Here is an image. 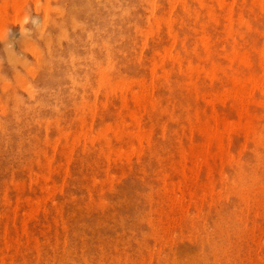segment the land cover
<instances>
[{
  "label": "rangeland",
  "instance_id": "374dc122",
  "mask_svg": "<svg viewBox=\"0 0 264 264\" xmlns=\"http://www.w3.org/2000/svg\"><path fill=\"white\" fill-rule=\"evenodd\" d=\"M243 1L242 0H233V1L232 0H220V1L219 0H179V1L178 0H110V1L109 0H90V1L89 0H0V197H1L0 198V201H1L0 202V221L2 223V224L0 223V228H1L0 229V264H48V263L57 264L58 262H61L62 264H66V263L67 264H78V263L79 264H89V263L90 264H117V262L118 264H129L130 262H133V264H144V263L150 264L151 262H152L151 264H174V263L175 264H210V263L211 264H227V263L228 264H231V263L233 264H242V263L243 264H254V263L264 264V261H263L264 260V233H263L264 232V219H263L264 218L263 217L264 215V207H263L264 201L263 200L264 199L262 198L264 196V188H263L264 187V170H262L264 169V165H263L264 164V139L262 140V138H264V129H263L264 128L263 126L264 117H261L264 115V107H263L264 104L260 105L261 101L262 103H264L263 101L264 100V87H263L264 86V77H263L264 76L263 74L264 73V70H263L264 69V63H263V60H264V17H263L264 16V13H263L264 12V0H260V1L254 0L258 2L259 5H257L258 3L253 2V0H243ZM260 2H262V4ZM251 4L252 6H250ZM206 6L208 7L205 8ZM249 6L251 8H249ZM209 7H211V9L213 8L212 11ZM74 8L75 9L77 8V9L75 10ZM124 8H126V10L128 9L127 10L128 14L126 13V10ZM70 10L71 11L74 10L72 14L68 13V12L71 13ZM186 10L188 11L189 14L187 13ZM58 11L59 12L61 11V13H57ZM227 12L229 15L227 14ZM211 13L215 17H213ZM240 13L242 14V17L244 19L242 17L239 18ZM248 16H250V18ZM71 18L74 19V21ZM195 18L197 20H195ZM214 18L216 21L214 20ZM254 18L256 19L254 20ZM167 19L169 20V22L170 21L171 22L169 23ZM173 19L175 20L174 22H172ZM232 21L233 23H231ZM203 22L204 23L206 22L207 24H204ZM239 22L241 23L239 24ZM184 23H186L185 26H184ZM61 24H63V27H61ZM76 24L79 25V27L83 29L81 30V28H79ZM168 25L172 27H169ZM190 25L192 27H190ZM248 26H250V28ZM62 28L64 31L62 30ZM231 28L233 32L231 31ZM31 31L32 33H30ZM48 31L51 33H49ZM227 31L229 35L227 34ZM234 31H236L237 33L235 34ZM172 33L174 36L177 33L175 39L174 37H172L173 36ZM46 35L48 36V38L46 37ZM241 36L244 37L245 39L242 38ZM45 37L48 40H50L51 44L48 40H46ZM205 38L208 40H206ZM233 40L236 42H234ZM203 41L207 43L208 45L205 44ZM48 42L49 44H47ZM153 42H154V45H153ZM202 45H205V46L203 47ZM206 45L208 46V48ZM253 45L255 47H253ZM106 46H107V49H106ZM236 48L238 51L236 50ZM154 52H156V54ZM53 53L56 55H54ZM158 53H160V55ZM71 54L72 55L74 54V55L72 56ZM232 55L236 57L237 61L234 60L235 57L234 56L232 57ZM244 55L247 56V57L246 56L244 57L245 59L239 58L240 61L239 59H237V57L239 56L243 57ZM110 56H111V59L109 58ZM228 58H230L231 60L233 59L232 63L230 62L231 60ZM84 59L87 62H85ZM202 59L204 60L202 61ZM106 60L109 63L106 62ZM162 60L163 61L167 60V61L166 62L164 61L162 63ZM179 60H181L182 62ZM246 61L248 62L246 63ZM152 62H154V64ZM156 62H157V65L155 64ZM179 62L181 63L179 64ZM151 64H153L155 67H153ZM178 64L180 65V67ZM49 65L51 66V68H49ZM212 65H214L215 68ZM97 66L99 69L97 68ZM197 66L199 67L198 70H197ZM46 67H47V70H46ZM222 67L224 68V70L221 69ZM162 68L163 69L165 68V69L163 70ZM104 69H107L105 70L107 72L105 74H107L106 77L108 76L109 78L107 77L108 79L103 80V78L105 77V74H103L105 72V71L103 72ZM189 69L191 70L189 71ZM100 70H101V73L99 72ZM154 70L158 74L155 73ZM228 75L230 76V78ZM256 75L260 78L256 79L258 78L256 77ZM253 76H255L254 81H253ZM232 77L233 78L235 77V80H236V81L234 80L235 82L233 81ZM142 78L145 81L143 82V84H142V80H143ZM261 78L263 79L262 81H261ZM248 79L250 80L252 79L251 82H249L250 80L248 81ZM157 80L158 82H156ZM237 80L240 82L237 83ZM71 81L74 82L76 85H74V83H72ZM136 81H138V83ZM102 82H104V85ZM109 82H112V83H109ZM188 82L190 83V85ZM255 82L256 83L258 82L257 83L258 85ZM131 83L134 85L132 86ZM252 83L253 84L255 83V84L253 85ZM83 84H86V86H84ZM160 84H161V87H159ZM242 84L243 86L245 85V90L247 91V93L245 92V90L242 89L243 87ZM79 85L81 86L77 87ZM237 85H240L241 87ZM255 85L259 87L257 88ZM113 86L114 87L116 86V87L114 88ZM192 86H193V89H192ZM187 87L189 88V90L187 89ZM252 87L254 88L256 87V88L252 89ZM128 88H131L130 91ZM93 89L94 90L96 89L95 91L98 94L97 93L95 94V91H93ZM249 89H251L250 90L251 92L249 91ZM261 89L263 93L261 92ZM169 90L172 93L169 92ZM224 90H227L229 93L227 91L224 92ZM111 91H114V92H111ZM115 91H116V94H115ZM141 91L143 94L141 93ZM133 92L135 93L137 92L136 94L138 95L136 96H138L139 98L142 97V100L141 98L140 99H138L137 97L135 98V95H134L135 93L133 94ZM30 93L32 94L31 96H30ZM236 93H237V96L239 95L238 97L235 96ZM140 94L142 96H140ZM146 95L149 97L148 98L145 97ZM241 95L243 97L242 103L239 101V98ZM229 96L231 97L230 98L231 100L229 99ZM218 98H220L221 100ZM125 99H127L128 102ZM151 99L153 100V103ZM249 100H251V102H249ZM96 101L98 103H96ZM219 101H223V102H221L220 104ZM254 101H255V104H254ZM39 102H41V104ZM142 102L145 104L142 105L143 104ZM154 102L156 103V105ZM37 103L38 105L36 106ZM45 103L47 104V106L45 105ZM139 103L140 104L142 103V104L140 105ZM55 104H56V107H55ZM145 105L146 106L148 105V106L146 107ZM154 105L156 109L153 108ZM66 107L68 108V110L66 109ZM187 107L188 109H186ZM32 108H35V109L33 110ZM239 109L241 110V112H243V114H247L246 117L249 118L247 120H250L248 122H252L251 125L252 127L255 128V129L253 128V130L254 131L256 130V135L257 136L259 135V137L255 138L256 137L255 132H253V134H247V132L244 131V129L240 127L239 128L236 127V129L233 128L232 130H229V132H226L225 130L223 132V137H222L223 139L221 142L222 143L221 146L222 147L224 146L222 148L223 150L218 151L216 147L212 144L210 145L211 147L209 146L208 148V154L210 153L211 155H213L215 153V156L213 155L211 157L210 154L209 155L204 154L205 152L204 151L202 152V150H205V146H207V144L209 143L208 142L209 139H208V136H206L207 134L204 133L203 128H205L208 125L209 127L210 125L212 127L217 122L218 128L222 130L221 122L223 123L226 120H228L226 122H229V123L231 121L232 123L235 122V123L244 124L246 120H244V117L241 116L243 114H241ZM161 111L163 112V114ZM248 111H249V114H248ZM196 112L198 115L195 114ZM169 113L171 114V116ZM216 113L218 116L216 115ZM224 113L226 114V116L225 115L223 116ZM204 114L207 116L205 117ZM255 114L257 116H255ZM135 115L138 116V118ZM208 115H209V118H208ZM240 117H242L241 118L242 120L240 119ZM176 118H178V120H174ZM252 118H254V120ZM158 119H159V122L157 121ZM204 119L205 121L207 120L206 121L207 125L204 124L205 123ZM114 121H117V122H114ZM109 123H111V125ZM115 123H117V125ZM107 124L110 125V127L108 125L109 128L108 127L105 128ZM151 124H152L151 128L154 126L153 127L154 130L153 128L152 129L150 128ZM82 125L83 127H81ZM128 125L130 128L128 127ZM198 125H200L201 129ZM202 125L204 126L202 127ZM91 126H92V131L90 130ZM116 126H119V127L116 128L115 130ZM100 127L102 128V130L104 129L103 130L104 132L106 130L107 131L105 133L99 132L101 131ZM189 127L192 129H190ZM109 129L110 131H108ZM121 129L123 130V132ZM182 129L184 130L182 131ZM241 129L243 131H241ZM20 130H23V131L21 132ZM136 130L139 132H137ZM162 130L165 132H163ZM81 131L83 132V135ZM149 131L151 133V136H150V133L146 134ZM234 131H236L235 134H234ZM78 132H80V134ZM141 132L142 134H140ZM261 132L263 133V136L261 135ZM138 133L139 135H137ZM184 133L185 134L187 133V134L185 135ZM140 135L141 136L143 135L141 137L142 139L139 137ZM119 136L120 137L123 136V137L120 138ZM66 137H68L69 139ZM227 137H229L230 139H228ZM119 139H122V140H119ZM137 139L141 140L140 143H139V140ZM107 140H110V141H107ZM152 140L154 142H152ZM256 140H258V142ZM90 141L91 142L93 141L92 142L93 144ZM260 142H262V144ZM138 144H139L140 150L138 149ZM91 145H93L94 147ZM194 145L196 146V148L194 147ZM197 145L199 146V149ZM127 146L130 147V150ZM132 146L133 147L135 146V147L132 148ZM176 146L178 147V149ZM149 149L152 150L151 151L152 153H150ZM240 149L243 152H241ZM111 150L113 151L112 153H110ZM255 150L257 151L255 152ZM114 151L117 153H115ZM124 151H125V154H123ZM120 152L122 155L120 154ZM132 152L134 153V156ZM182 152L183 154H181ZM191 152L195 154L194 157H196L197 155L198 156L196 158L192 157L193 155ZM64 155L67 157V159ZM160 155L161 157L159 158ZM171 155H173V158ZM258 155L259 157H262L261 155H263V157L259 159ZM108 156L109 158H107ZM136 156H137V159H136ZM139 156H140V159H139ZM184 156L186 159L184 158ZM202 156H204V158ZM52 157L54 158V160H52ZM129 157H132V158H129ZM163 157H165L166 160ZM232 157H234L233 160H232ZM106 158L108 159L110 165ZM161 158L164 160H162ZM206 159L209 165L207 162L205 164ZM38 160L41 162L39 163ZM139 160H140V163L139 162L137 163V161ZM126 161H127V164H126ZM240 161L245 164H241ZM191 162L192 164L193 163L194 164L192 165ZM36 163H38L39 165ZM51 163L52 165H50ZM66 163H69V165ZM171 163H172V166H171ZM185 163L187 164L188 167L186 166ZM259 163L260 165L258 166ZM41 164L42 166H40ZM59 164L63 168H61ZM253 164H256V166L255 165L253 166ZM238 165H241V166L239 167ZM209 166H210V169H209ZM174 167H178L180 170L178 168L174 169ZM196 168L197 170H195ZM50 169L51 171L49 172ZM181 170L182 172L179 173V171ZM196 171H197V174H196ZM249 172L251 173L249 174ZM69 173H71V175ZM124 174L127 177L124 176ZM255 174L258 176V178H256ZM121 175L122 177H120ZM226 175L228 176L226 177ZM252 176L253 177L255 176V177L253 178ZM48 177L51 180H48ZM240 177L241 179H243L242 182L240 181L241 180ZM251 177L253 181H250L252 180ZM190 178H192V180ZM233 178L234 179L236 178L235 182L233 181ZM260 178L262 181H260ZM255 179L259 181V184ZM184 180H186V182H184ZM208 181L211 183H209ZM111 182H113V184ZM173 182L175 185L173 184ZM249 182L252 183V185ZM262 182L263 184H261ZM101 183H103L102 186H101ZM185 183L186 185H184ZM191 183H193L192 184L193 186L191 185L189 186V184ZM256 183L258 186L256 185ZM211 184L214 188L211 187ZM225 184H226V187H225ZM234 184H235V187H234ZM241 184L242 186H240ZM62 185H66V186L62 187ZM180 185L182 187H180L179 189ZM248 185H250V188L248 187ZM221 186L223 190L219 191L220 189H222ZM231 186H233L234 188H232ZM30 187L32 191L30 190ZM41 187L42 189H40ZM239 187L241 188V190H239L240 189ZM88 188H90L89 189L90 193L87 192ZM110 188L114 189L115 191L111 190ZM243 188L245 190L249 188V190L244 191ZM255 188L257 189L254 190ZM233 189H235V191ZM163 190L165 191V193ZM238 190H239V193H238ZM225 191H226V194H225ZM227 191L228 192L230 191L228 195H227ZM241 191H244V192L241 193ZM47 192H49L50 194ZM245 192H247L248 194ZM53 193H56V194L53 195ZM117 193L118 194L120 193V194L118 195ZM182 193H185V195L183 196ZM204 193L206 195H204ZM239 195L241 197H239ZM152 196H154L153 197L154 199L152 198ZM176 196H177L176 198L177 200L175 199ZM248 196L250 199L248 198ZM28 197H30V199ZM252 197H254V200H252ZM101 199H103L104 201H102ZM243 199L245 200V202ZM17 201L18 202L21 201V202L18 203ZM211 201H213L212 204L210 203ZM6 202L8 205L6 204ZM33 202L34 204H32ZM94 202H96V204ZM249 202H250V205H249ZM169 203L173 207H171ZM98 204H100V207H98ZM208 204L210 206H208ZM246 204H247V207H246ZM255 206H258V208H256ZM243 208H244V211H243ZM151 209L152 211H154L153 214H152ZM183 209L186 211H184ZM30 210H33V213L36 211L35 212L36 215L33 214ZM198 210L199 211L201 210V212H199ZM87 211H89V214ZM75 212L77 213L75 214ZM26 213L28 215L27 217H26ZM161 214L163 215L161 216ZM183 214H185L186 217ZM29 215L30 216L32 215V216L30 217ZM58 216L59 217L61 216L60 219ZM61 218L63 219L61 220ZM241 219H242V222H241ZM124 220H125V223H124ZM152 222L153 224L156 223L154 224L156 225L155 227L152 224ZM21 223L23 224V228H22ZM24 223L26 226L25 228H24ZM56 224L58 227L56 226ZM104 224H106L107 226ZM192 224L194 226H192ZM254 224H256V226ZM149 225L153 227L151 228V226ZM227 226L228 227L230 226V231H229V228H227ZM56 228L58 230H56ZM197 228H198V231H197ZM93 229H95V231ZM22 230H25V231H22ZM48 230L49 232H47ZM193 232L194 234H192ZM191 234L194 237L191 236ZM55 235L57 236L55 237ZM205 235L208 237H206ZM145 236L148 238H146ZM229 236L231 237L230 239H229ZM86 237H89V238L87 239ZM144 237L146 238V240ZM9 238L11 239V241ZM190 239L192 240L190 241ZM15 241L16 242L18 241V244H16ZM158 242L160 243V245ZM257 242L259 243V245L257 244ZM122 243L123 244L125 243V244L123 245ZM128 243L131 245H129ZM224 245L227 246L228 248L224 247ZM28 247L30 250L28 249ZM145 247L147 250H145ZM81 248H83L85 251ZM116 248L117 249L120 248V249L117 250ZM7 249H8V252H7ZM46 251L49 253H47ZM110 251L112 253H110ZM237 251L240 253H238ZM153 252H156V253L154 254ZM215 252H217L218 254ZM227 252H230V253H227ZM125 253L126 255H124ZM101 255L103 257H101ZM2 256L3 258H1ZM62 256L64 260L63 258H61ZM78 256L80 259L78 258ZM112 256L114 257L112 258ZM154 257H158V260L157 258H154ZM82 258H85V259H82ZM100 258L101 259L104 258V260H101ZM118 258L120 259V261ZM255 258H257V260ZM52 259L53 260L56 259L55 262ZM86 259L87 261L85 262ZM111 259L113 261H110ZM38 261L39 263H37ZM216 261L217 262L219 261V262L217 263Z\"/></svg>",
  "mask_w": 264,
  "mask_h": 264
},
{
  "label": "bare ground",
  "instance_id": "6f19581e",
  "mask_svg": "<svg viewBox=\"0 0 264 264\" xmlns=\"http://www.w3.org/2000/svg\"><path fill=\"white\" fill-rule=\"evenodd\" d=\"M89 1H90V0H89ZM109 1H110V0H109ZM178 1H179V0H178ZM219 1H220V0H219ZM232 1H233V0H232ZM242 1H243V0H242ZM259 1H260V0H259ZM96 2H97V1H96ZM104 2H105V1H104ZM221 2H222V1H221ZM223 2H224V1H223ZM235 2H236V1H235ZM243 2H245V1H243ZM253 2H256V1L253 0ZM92 3H93V2H92ZM97 3H98V2H97ZM101 3H102V2H101ZM174 3H175V2H174ZM177 3H178V2H177ZM194 3H195V2H194ZM200 3H201V2H200ZM209 3H210V2H209ZM241 3H242V2H241ZM256 3H258V2H256ZM260 3L262 4V2H260ZM86 4H88V3H86ZM104 4H105V3H104ZM112 4H113V3H112ZM140 4H141V3H140ZM182 4H183V3H182ZM202 4H203V3H202ZM221 4H222V3H221ZM224 4H225V3H224ZM229 4H230V3H229ZM245 4H246V3H245ZM109 5H110V3H109ZM127 5H128V4H127ZM185 5H186V4H185ZM207 5H208V4H207ZM209 5H210V4H209ZM218 5H219V3H218ZM253 5H254V4H253ZM255 5H256V4H255ZM257 5H259V3H258ZM61 6H62V5H61ZM75 6H76V5H75ZM77 6H78V5H77ZM81 6H82V4H81ZM136 6H137V5H136ZM203 6H204V5H203ZM227 6H228V5H227ZM233 6H234V4H233ZM250 6H252V4H251ZM250 6H249V8H251ZM261 6H262V5H261ZM110 7H111V6H110ZM121 7H122V6H121ZM121 7H119V8H121ZM207 7H208V6H206L205 8H207ZM60 8H61V7H60ZM60 8H59V10H60ZM71 8H72V6H71ZM78 8H79V7H78ZM86 8H87V7H86ZM88 8H89V7H88ZM90 8H91V7H90ZM133 8H134V7H133ZM135 8H136V7H135ZM209 8L211 9V7H209ZM249 8H248V9H249ZM257 8H258V7H257ZM74 9H75V8H74ZM76 9H77V8H76ZM76 9H75V10H76ZM80 9H81V8H80ZM84 9H85V8H84ZM105 9H106V8H105ZM124 9L126 10V8H124ZM203 9H204V8H203ZM212 9H213V8H212ZM212 9H211V11H212ZM241 9H242V8H241ZM241 9H240V10H241ZM253 9H254V8H253ZM118 10H119V9H118ZM127 10H128V9H127ZM127 10H126V13L128 12ZM250 10H251V9H250ZM250 10H249V11H250ZM70 11H71V10H70ZM73 11H74V10H73ZM73 11H71V13H70V12H68V13H69V14H72ZM107 11H108V10H107ZM115 11H116V10H115ZM186 11H187V10H186ZM206 11H207V10H206ZM221 11H222V10H221ZM221 11H220V12H221ZM243 11H244V10H243ZM243 11H242V12H243ZM251 11H252V10H251ZM253 11H254V10H253ZM91 12H92V11H91ZM189 12H190V11H189ZM57 13H61V11H60V12L58 11ZM109 13H110V12H109ZM187 13H188V11H187ZM195 13H196V12H195ZM197 13H198V12H197ZM208 13H209V12H208ZM212 13H213V12H212ZM212 13H211V14H212ZM263 13H264V12H263ZM127 14H128V13H127ZM175 14H176V13H175ZM188 14H189V13H188ZM190 14H191V13H190ZM227 14H228V12H227ZM227 14H226V15H227ZM87 15H89V14H87ZM101 15H102V14H101ZM130 15H131V14H130ZM200 15H201V14H200ZM205 15H206V13H205ZM212 15H213V14H212ZM217 15H218V14H217ZM228 15H229V14H228ZM243 15H244V14H243ZM254 15H255V13H254ZM62 16H64V15H62ZM72 16H73V15H72ZM121 16H122V15H121ZM121 16H120V17H121ZM185 16H186V15H185ZM189 16H190V15H189ZM191 16H192V15H191ZM195 16H196V15H195ZM219 16H220V15H219ZM223 16H225V15H223ZM257 16H258V15H257ZM58 17H59V15H58ZM58 17H57V18H58ZM126 17H127V16H126ZM128 17H129V16H128ZM174 17H175V16H174ZM179 17H180V16H179ZM207 17H208V16H207ZM213 17H215V16L213 15ZM213 17H211V18H213ZM240 17H242V14H241V13H240L239 18H240ZM248 17L250 18V16H248ZM255 17H256V16H255ZM263 17H264V16H263ZM121 18H122V17H121ZM193 18H194V17H193ZM211 18H210V19H211ZM227 18H228V16H227ZM242 18H243V17H242ZM242 18H241V19H242ZM61 19H62V18H61ZM71 19H72V18H71ZM122 19H123V18H122ZM176 19H177V18H176ZM222 19H223V18H222ZM243 19H244V18H243ZM251 19H252V18H251ZM255 19H256V18H254V20H255ZM45 20H46V19H45ZM72 20L74 21V19H72ZM75 20H76V19H75ZM195 20H197V19L195 18ZM214 20H215V18H214ZM220 20H221V19H220ZM236 20H237V19H236ZM56 21H57V20H56ZM64 21H65V20H64ZM165 21H166V19H165ZM167 21L169 22L168 19H167ZM174 21H175V20L173 19L172 22H174ZM183 21H184V20H183ZM198 21H199V20H198ZM198 21H197V22H198ZM215 21H216V20H215ZM234 21H235V20H234ZM241 21H242V20H241ZM244 21H245V20H244ZM62 22H63V20H62ZM170 22H171V21H170ZM170 22H169V23H170ZM197 22H196V23H197ZM235 22H236V21H235ZM112 23H113V22H112ZM203 23H204V22H203ZM224 23H225V22H224ZM231 23H233V21H232ZM240 23H241V22H239V24H240ZM43 24H44V23H43ZM74 24H75V23H74ZM135 24H136V22H135ZM161 24H162V23H161ZM173 24H174V23H173ZM185 24H186V23H184V26H185ZM193 24H194V23H193ZM200 24H201V23H200ZM204 24H207V23L205 22ZM244 24H245V23H244ZM244 24H243V25H244ZM247 24H248V22H247ZM56 25H57V24H56ZM76 25H77V24H76ZM111 25H112V24H111ZM132 25H133V24H132ZM132 25H131V26H132ZM165 25H166V24H165ZM170 25H171V24H170ZM170 25H168V26H169V27H172V26H170ZM202 25H203V24H202ZM236 25H237V24H236ZM250 25H251V24H250ZM43 26H44V25H43ZM48 26H49V25H48ZM77 26L79 27V25H77ZM134 26H135V25H134ZM186 26H187V25H186ZM209 26H211V25H209ZM227 26H228V25H227ZM41 27H42V26H41ZM61 27H63V24H61ZM75 27H76V26H75ZM98 27H99V26H98ZM129 27H130V25H129ZM166 27H167V26H166ZM169 27H168V29H169ZM190 27H192V26L190 25ZM194 27H195V26H194ZM201 27H202V26H201ZM201 27H200V28H201ZM213 27H214V26H213ZM223 27H224V26H223ZM248 27L250 28V26H248ZM48 28H50V27H48ZM65 28H66V27H65ZM65 28H64V29H65ZM79 28H81V27H79ZM79 28H78V29H79ZM118 28H119V27H118ZM160 28H161V27H160ZM183 28H184V27H183ZM204 28H206V27H204ZM217 28H219V27H217ZM39 29H40V28H39ZM44 29H45V28H44ZM46 29H47V28H46ZM82 29H83V28H81V30H82ZM106 29H107V28H106ZM113 29H114V28H113ZM135 29H136V28H135ZM179 29H180V28H179ZM189 29H190V28H189ZM191 29H192V28H191ZM233 29H234V28H233ZM239 29H240V28H239ZM241 29H242V28H241ZM256 29H258V28H256ZM49 30H50V29H49ZM62 30H63V28H62ZM62 30H61V31H62ZM173 30H174V29H173ZM196 30H197V29H196ZM201 30H202V29H201ZM212 30H213V29H212ZM237 30H238V29H237ZM237 30H236V31H237ZM37 31H38V29H37ZM63 31H64V30H63ZM63 31H62V32H63ZM157 31H158V29H157ZM205 31H206V30H205ZM214 31H215V30H214ZM217 31H218V30H217ZM217 31H216V32H217ZM222 31H223V30H222ZM225 31H226V30H225ZM231 31H232V28H231ZM236 31H234L235 34L237 33ZM247 31H248V30H247ZM48 32H49V31H48ZM95 32H97V31H95ZM160 32H161V31H160ZM176 32H177V31H176ZM201 32H202V31H201ZM232 32H233V31H232ZM251 32H252V31H251ZM30 33H32V31H31ZM43 33H44V32H43ZM49 33H51V32H49ZM65 33H66V32H65ZM82 33H83V32H82ZM102 33H103V31H102ZM104 33H105V32H104ZM196 33H197V32H196ZM240 33H241V32H240ZM259 33H260V32H259ZM61 34H62V33H61ZM75 34H76V33H75ZM83 34H84V33H83ZM176 34H177V33H176ZM176 34H175V36H174L173 33H172V35H173L172 37H174V39H175V37H176ZM227 34H228V31H227ZM243 34H244V33H243ZM245 34H246V33H245ZM47 35H48V34H47ZM47 35H46V37L48 38ZM65 35H66V34H65ZM88 35H89V34H88ZM206 35H207V34H206ZM228 35H229V34H228ZM240 35H241V34H240ZM261 35H262V34H261ZM35 36H36V35H35ZM68 36H69V35H68ZM27 37H28V36H27ZM40 37H41V35H40ZM46 37H45V38H46ZM49 37H50V36H49ZM58 37H59V36H58ZM60 37H61V36H60ZM208 37H209V36H208ZM222 37H223V36H222ZM241 37H242V36H241ZM245 37H246V35H245ZM28 38H29V37H28ZM32 38H33V37H32ZM37 38H38V37H37ZM47 38H46V40H48ZM61 38H62V37H61ZM64 38H65V37H64ZM64 38H63V39H64ZM76 38H77V36H76ZM92 38H93V37H92ZM122 38H124V37H122ZM122 38H121V39H122ZM189 38H190V37H189ZM242 38H244V37H242ZM49 39H50V38H49ZM58 39H59V38H58ZM65 39H66V38H65ZM135 39H136V38H135ZM187 39H188V38H187ZM195 39H196V38H195ZM205 39H206V38H205ZM223 39H224V38H223ZM229 39H230V38H229ZM244 39H245V38H244ZM38 40H39V39H38ZM40 40H41V39H40ZM66 40H67V39H66ZM80 40H81V38H80ZM206 40H208V39H206ZM240 40H241V39H240ZM254 40H255V39H254ZM48 41L50 42V40H48ZM128 41H130V40H128ZM196 41H197V40H196ZM204 41H205V40H204ZM204 41H203V42H204ZM224 41H225V40H224ZM233 41H234V40H233ZM49 42H48L47 44H49ZM53 42H54V40H53ZM56 42H57V41H56ZM85 42H86V41H85ZM115 42H116V41H115ZM216 42H217V41H216ZM225 42H226V41H225ZM234 42H236V41H234ZM256 42H257V41H256ZM68 43H69V42H68ZM102 43H103V42H102ZM174 43H175V42H174ZM174 43H173V44H174ZM177 43H178V42H177ZM204 43H205V42H204ZM222 43H223V42H222ZM227 43H228V42H227ZM237 43H238V42H237ZM50 44H51V42H50ZM95 44H96V43H95ZM106 44H107V43H106ZM115 44H116V43H115ZM194 44H195V43H194ZM205 44H207V43H205ZM235 44H236V43H235ZM57 45H58V44H57ZM86 45H87V44H86ZM103 45H104V44H103ZM153 45H154V42H153ZM191 45H192V44H191ZM207 45H208V44H207ZM207 45H206V46H207ZM231 45H232V44H231ZM236 45H237V44H236ZM182 46H183V45H182ZM198 46H199V45H198ZM202 46L204 47L205 45H202ZM232 46H233V45H232ZM262 46H263V45H262ZM47 47H48V46H47ZM90 47H91V46H90ZM104 47H105V46H104ZM104 47H103V48H104ZM183 47H184V46H183ZM195 47H196V46H195ZM253 47H255V46L253 45ZM94 48H95V47H94ZM99 48H100V47H99ZM99 48H98V49H99ZM110 48H111V47H110ZM197 48H198V47H197ZM207 48H208V46H207ZM211 48H212V47H211ZM223 48H224V47H223ZM232 48H233V47H232ZM60 49H61V48H60ZM63 49H64V48H63ZM85 49H86V48H85ZM92 49H93V48H92ZM106 49H107V46H106ZM106 49H105V50H106ZM205 49H206V48H205ZM254 49H255V48H254ZM258 49H259V48H258ZM54 50H55V49H54ZM56 50H57V49H56ZM201 50H202V49H201ZM222 50H223V49H222ZM233 50H234V49H233ZM236 50H237V48H236ZM86 51H87V50H86ZM100 51H101V50H100ZM203 51H204V50H203ZM237 51H238V50H237ZM255 51H256V50H255ZM132 52H133V51H132ZM158 52H159V51H158ZM163 52H164V51H163ZM212 52H213V51H212ZM214 52H215V51H214ZM235 52H236V51H235ZM257 52H258V51H257ZM261 52H262V51H261ZM45 53H46V52H45ZM91 53H92V51H91ZM106 53H107V52H106ZM154 53L156 54V52H154ZM165 53H166V52H165ZM198 53H199V52H198ZM207 53H208V52H207ZM47 54H48V53H47ZM53 54H54V53H53ZM120 54H121V53H120ZM155 54H154V55H155ZM158 54L160 55V53H158ZM236 54H237V53H236ZM240 54H241V53H240ZM259 54H260V53H259ZM54 55H56V54H54ZM71 55H72V54H71ZM73 55H74V54H73ZM73 55H72V56H73ZM112 55H114V54H112ZM124 55H125V54H124ZM154 55H153V56H154ZM168 55H169V54H168ZM168 55H167V57H168ZM213 55H214V54H213ZM234 55H235V54H234ZM234 55H232V57H233ZM241 55H242V54H241ZM261 55H262V54H261ZM60 56H61V55H60ZM104 56H105V55H104ZM106 56H107V55H106ZM126 56H127V55H126ZM163 56H165V55H163ZM205 56H206V55H205ZM237 56H238V55H237ZM245 56H246V55H244L243 57H242V56H239V57H237V59H239V58H244ZM259 56H260V55H259ZM46 57H47V55H46ZM61 57H62V56H61ZM61 57H60V58H61ZM112 57H113V56H112ZM160 57H161V56H160ZM170 57H171V56H170ZM172 57H173V56H172ZM198 57H199V56H198ZM227 57H228V56H227ZM234 57H235V56H234ZM246 57H247V56H246ZM52 58H53V57H52ZM52 58H51V59H52ZM90 58H92V57H90ZM94 58H95V57H94ZM109 58L111 59V56H110ZM153 58H154V57H153ZM155 58H156V57H155ZM173 58H174V57H173ZM175 58H176V57H175ZM219 58H220V57H219ZM222 58H223V57H222ZM224 58H225V57H224ZM259 58H260V57H259ZM47 59H48V58H47ZM47 59H46V61H47ZM53 59H54V58H53ZM63 59H64V57H63ZM72 59H73V58H72ZM228 59H230V58H228ZM244 59H245V58H244ZM248 59H249V58H248ZM60 60H61V59H60ZM67 60H68V59H67ZM75 60H76V59H75ZM78 60H80V59H78ZM84 60H85V59H84ZM84 60H83V61H84ZM129 60H130V59H129ZM155 60H156V59H155ZM184 60H185V58H184ZM200 60H201V59H200ZM203 60H204V59H202V61H203ZM230 60H231V59H230ZM232 60H233V59H232ZM232 60L230 61L231 63H232ZM234 60H236V57L234 58ZM242 60H243V59H242ZM46 61H45V62H46ZM52 61H53V60H52ZM55 61H56V60H55ZM57 61H58V60H57ZM70 61H71V60H70ZM92 61H93V60H92ZM112 61H113V60H112ZM164 61H165V60H164ZM164 61L162 60V63H163ZM166 61H167V60H166ZM166 61H165V62H166ZM179 61H181V60H179ZM187 61H188V60H187ZM205 61H206V60H205ZM236 61H237V60H236ZM239 61H240V59H239ZM243 61H244V60H243ZM49 62H50V61H49ZM58 62H59V61H58ZM66 62H67V61H66ZM71 62H72V61H71ZM77 62H78V61H77ZM79 62H80V61H79ZM85 62H87V61L85 60ZM94 62H96V61H94ZM106 62H108V61L106 60ZM181 62H182V61H181ZM181 62H179V64H180ZM184 62H185V61H184ZM241 62H242V61H241ZM244 62H245V61H244ZM247 62H248V61H246V63H247ZM54 63H55V62H54ZM64 63H65V62H64ZM108 63H109V62H108ZM152 63L154 64V62H152ZM160 63H161V61H160ZM175 63H176V62H175ZM238 63H239V62H238ZM263 63H264V60H263ZM92 64H93V63H92ZM96 64H97V63H96ZM111 64H112V63H111ZM153 64H151V65H152L153 67H155ZM155 64L157 65V62H156ZM179 64H178V65H179ZM189 64H190V62H189ZM192 64H193V63H192ZM233 64H234V63H233ZM242 64H243V63H242ZM242 64H241V65H242ZM244 64H245V63H244ZM248 64H249V63H248ZM261 64H262V63H261ZM66 65H67V64H66ZM66 65H65V66H66ZM70 65H71V64H70ZM106 65H107V64H106ZM108 65H109V64H108ZM115 65H116V63H115ZM117 65H118V64H117ZM197 65H198V64H197ZM238 65H239V64H238ZM251 65H252V64H251ZM253 65H254V64H253ZM74 66H75V65H74ZM91 66H93V65H91ZM113 66H114V65H113ZM212 66L214 67V65H212ZM247 66H248V65H247ZM78 67H79V65H78ZM78 67H77V68H78ZM100 67H101V66H100ZM120 67H121V66H120ZM148 67H149V66H148ZM148 67H147V68H148ZM158 67H159V66H158ZM173 67H174V66H173ZM179 67H180V65H179ZM201 67H202V66H201ZM201 67H200V68H201ZM229 67H230V66H229ZM244 67H245V66H244ZM248 67H249V66H248ZM49 68H51L50 65H49ZM81 68H82V67H81ZM84 68H85V67H84ZM97 68H98V66H97ZM106 68H107V67H106ZM111 68H112V67H111ZM140 68H141V67H140ZM174 68H175V67H174ZM191 68H192V67H191ZM195 68H196V67H195ZM198 68H199V67L197 66V70H198ZM214 68H215V67H214ZM217 68H218V67H217ZM226 68H228V67H226ZM226 68H225V69H226ZM68 69H69V68H68ZM74 69H76V68H74ZM88 69H89V68H88ZM98 69H99V68H98ZM101 69H102V68H101ZM162 69H163V68H162ZM164 69H165V68H164ZM164 69H163V70H164ZM221 69L224 70L223 67H222ZM46 70H47V67H46ZM56 70H57V69H56ZM58 70H59V69H58ZM105 70H107V69H104L103 72H104ZM190 70H191V69H189V71H190ZM202 70H203V69H202ZM202 70H201V71H202ZM205 70H206V69H205ZM214 70H215V69H214ZM216 70H217V69H216ZM218 70H219V69H218ZM232 70H233V69H232ZM235 70H236V69H235ZM235 70H234V71H235ZM263 70H264V69H263ZM263 70H262V71H263ZM50 71H51V70H50ZM50 71H49V72H50ZM53 71H54V70H53ZM110 71H111V70H110ZM154 71H155V70H154ZM165 71H166V70H165ZM169 71H170V70H169ZM172 71H173V70H172ZM193 71H194V70H193ZM203 71H204V70H203ZM210 71H211V69H210ZM249 71H250V70H249ZM51 72H52V71H51ZM91 72H92V71H91ZM99 72L101 73V70H100ZM99 72H98V73H99ZM162 72H163V71H162ZM166 72H167V71H166ZM175 72H176V71H175ZM181 72H182V70H181ZM195 72H196V71H195ZM198 72H199V71H198ZM223 72H225V71H223ZM238 72H239V71H238ZM66 73H67V72H66ZM94 73H96V72H94ZM100 73H99V74H100ZM105 73H107V72L105 71L103 74H105ZM112 73H113V72H112ZM117 73H118V71H117ZM152 73H153V72H152ZM155 73H157V72L155 71ZM200 73H202V72H200ZM206 73H207V71H206ZM208 73H209V71H208ZM232 73H233V72H232ZM252 73H253V71H252ZM262 73H263V72H262ZM91 74H92V73H91ZM157 74H158V73H157ZM166 74H167V73H166ZM169 74H170V73H169ZM183 74H184V73H183ZM183 74H182V75H183ZM189 74H191V73H189ZM192 74H193V73H192ZM210 74H211V73H210ZM237 74H238V73H237ZM239 74H240V73H239ZM259 74H260V73H259ZM263 74H264V73H263ZM50 75H51V73H50ZM100 75H101V74H100ZM106 75H107V74H105V77H106ZM126 75H127V74H126ZM153 75H154V74H153ZM182 75H181V76H182ZM184 75H185V74H184ZM213 75H214V74H213ZM224 75H225V74H224ZM233 75H234V74H233ZM250 75H251V74H250ZM250 75H249V77H250ZM102 76H103V75H102ZM160 76H161V75H160ZM228 76H229V75H228ZM231 76H232V75H231ZM242 76H243V75H242ZM260 76H261V75H260ZM70 77H71V75H70ZM88 77H89V76H88ZM99 77H101V76H99ZM105 77L103 78V80L109 78L108 76H107L108 78H107V77L105 78ZM117 77H118V76H117ZM157 77H158V75H157ZM157 77H156V79H157ZM161 77H162V76H161ZM169 77H170V76H169ZM186 77H187V76H186ZM189 77H190V76H189ZM208 77H210V76H208ZM223 77H224V76H223ZM243 77H244V76H243ZM249 77H248V78H249ZM251 77H252V76H251ZM254 77H255V76H253V81H254ZM256 77H258V76L256 75ZM263 77H264V76H263ZM112 78H113V77H112ZM152 78H153V77H152ZM162 78H163V77H162ZM187 78H188V77H187ZM203 78H204V77H203ZM205 78H206V77H205ZM220 78H221V77H220ZM229 78H230V76H229ZM241 78H242V77H241ZM259 78H260V77H258V78H256V79H259ZM68 79H69V78H68ZM71 79H72V78H71ZM75 79H76V78H75ZM110 79H111V78H110ZM142 79H143V78H142ZM150 79H151V78H150ZM156 79H155V80H156ZM158 79H159V77H158ZM164 79H165V78H164ZM196 79H197V78H196ZM198 79H199V77H198ZM211 79H212V78H211ZM232 79H233V81H234V80H235V77H234V78L232 77ZM246 79H247V78H246ZM87 80H88V79H87ZM98 80H99V79H98ZM152 80H153V79H152ZM216 80H217V79H216ZM249 80H250V79H248V81H249ZM251 80H252V79H251ZM251 80H250L249 82H251ZM262 80H263V79L261 78V81H262ZM101 81H102V80H101ZM110 81H111V80H110ZM139 81H140V80H139ZM159 81H160V79H159ZM193 81H194V80H193ZM203 81H205V80H203ZM217 81H218V80H217ZM221 81H222V80H221ZM231 81H232V80H231ZM235 81H236V80H235ZM235 81H234V82H235ZM242 81H243V80H242ZM256 81H258V80H256ZM71 82H72V81H71ZM77 82H78V81H77ZM124 82H125V81H124ZM124 82H123V84H124ZM133 82H134V81H133ZM136 82L138 83V81H136ZM143 82H145L144 79L142 80V84H143ZM156 82H158V80H157ZM195 82H196V81H195ZM210 82H211V81H210ZM227 82H228V81H227ZM238 82H240V81L237 80V83H238ZM72 83H74V82H72ZM80 83H81V82H80ZM89 83H90V82H89ZM102 83H103V85H104V82H102ZM107 83H108V82H107ZM109 83H112V82H109ZM127 83H128V82H127ZM129 83H130V82H129ZM134 83H135V82H134ZM167 83H168V82H167ZM167 83H165V84H167ZM185 83H186V82H185ZM188 83H189V82H188ZM197 83H198V82H197ZM255 83H256V82H255ZM255 83H254V84H255ZM257 83H258V82H257ZM257 83H256V84H257ZM117 84H118V83H117ZM117 84H116V85H117ZM121 84H122V82H121ZM121 84H120V85H121ZM131 84H132V83H131ZM150 84H151V82H150ZM154 84H155V83H154ZM222 84H223V83H222ZM232 84H233V83H232ZM244 84H245V83H244ZM252 84H253V83H252ZM252 84H251V85H252ZM254 84H253V85H254ZM71 85H73V84H71ZM74 85H76V84L74 83ZM77 85H78V84H77ZM83 85L86 86V84H83ZM133 85H134V84H132V86H133ZM147 85H148V84H147ZM152 85H153V84H152ZM182 85H183V84H182ZM187 85H188V84H187ZM189 85H190V83H189ZM197 85H198V84H197ZM228 85H229V84H228ZM253 85H252V86H253ZM257 85H258V84H257ZM257 85H255V86L258 88L259 86H257ZM80 86H81V85H79V86H77V87H80ZM87 86H88V85H87ZM90 86H91V85H90ZM99 86H100V84H99ZM111 86H112V85H111ZM130 86H131V85H130ZM162 86H163V85H162ZM169 86H170V84H169ZM179 86H180V85H179ZM208 86H210V85H208ZM237 86H240V85H237ZM242 86H243V84H242ZM82 87H83V86H82ZM88 87H89V86H88ZM113 87H114V86H113ZM115 87H116V86H115ZM115 87H114V88H115ZM121 87H122V86H121ZM126 87H127V85H126ZM140 87H141V85H140ZM146 87H147V86H146ZM155 87H156V86H155ZM159 87H161V84H160ZM234 87H236V86H234ZM240 87H241V86H240ZM256 87H255V88H256ZM263 87H264V86H263ZM100 88H101V87H100ZM100 88H98V89H100ZM106 88H107V87H106ZM122 88H123V87H122ZM143 88H144V87H143ZM184 88H185V87H184ZM184 88H182V89H184ZM230 88H231V87H230ZM230 88H229V89H230ZM253 88H254V87H252V89H253ZM255 88H254V89H255ZM261 88H262V87H261ZM73 89H74V88H73ZM107 89H108V88H107ZM117 89H118V88H117ZM120 89H121V88H120ZM126 89H127V88H126ZM126 89H125V90H126ZM128 89H129V91H130L131 88H128ZM171 89H172V88H171ZM187 89L189 90L188 87H187ZM190 89H191V88H190ZM192 89H193V86H192ZM195 89H196V87H195ZM240 89H241V88H240ZM242 89L245 90V85L242 87ZM44 90H45V89H44ZM95 90H96V89H95ZM95 90L93 89V91H95ZM112 90H113V89H112ZM144 90H145V89H144ZM172 90H173V89H172ZM227 90H228V89H227ZM227 90H224V92L227 91ZM250 90H251V89H249V91H250ZM257 90H258V89H257ZM60 91H61V90H60ZM71 91H72V90H71ZM106 91H107V90H106ZM132 91H133V89H132ZM136 91H137V90H136ZM181 91H182V90H181ZM190 91H191V90H190ZM190 91H189V92H190ZM239 91H240V90H239ZM36 92H37V91H36ZM43 92H44V91H43ZM52 92H53V91H52ZM91 92H92V90H91ZM111 92H114V91H111ZM111 92H110V93H111ZM124 92H125V91H124ZM138 92H139V91H138ZM155 92H156V91H155ZM169 92H171V91L169 90ZM199 92H200V91H199ZM199 92H198V93H199ZM227 92H228V91H227ZM227 92H226V93H227ZM233 92H234V91H233ZM243 92H244V91H243ZM243 92H242V93H243ZM245 92L247 93L246 90H245ZM250 92H251V91H250ZM253 92H254V91H253ZM261 92H262V89H261ZM46 93H47V92H46ZM70 93H71V92H70ZM96 93H97V92L95 91V94H96ZM134 93H135V92H133V94H134ZM136 93H137V92H136ZM136 93L134 94V95H135V98H136V97H137L138 99L141 98V100H142V97L139 98L138 96H136V95H138V94H136ZM141 93H142V91H141ZM146 93H147V92H146ZM148 93H149V92H148ZM152 93H153V92H152ZM171 93H172V92H171ZM198 93H197V94H198ZM228 93H229V92H228ZM228 93H227V94H228ZM230 93H231V92H230ZM237 93H238V92H237ZM237 93H236L235 96H237ZM246 93H245V94H246ZM262 93H263V92H262ZM10 94H11V93H10ZM33 94H34V93H33ZM37 94H38V93H37ZM60 94H61V92H60ZM71 94H72V93H71ZM73 94H74V93H73ZM97 94H98V93H97ZM106 94H107V92H106ZM115 94H116V91H115ZM133 94H132V95H133ZM142 94H143V93H142ZM187 94H188V92H187ZM203 94H204V93H203ZM231 94H232V93H231ZM234 94H235V93H234ZM31 95H32V94L30 93V96H31ZM35 95H36V94H35ZM38 95H39V94H38ZM77 95H78V94H77ZM83 95H84V93H83ZM88 95H89V94H88ZM99 95H100V94H99ZM102 95H103V94H102ZM110 95H112V94H110ZM110 95H109V96H110ZM183 95H184V94H183ZM221 95H223V94H221ZM225 95H226V94H225ZM229 95H230V94H229ZM246 95H247V94H246ZM10 96H11V95H10ZM51 96H52V95H51ZM56 96H57V95H56ZM58 96H59V95H58ZM72 96H73V95H72ZM120 96H121V95H120ZM140 96H142V95L140 94ZM205 96H206V94H205ZM205 96H204V97H205ZM230 96H231V95H230ZM230 96H229V99L231 98ZM238 96H239V95H238ZM238 96H237V97H238ZM244 96H245V95H244ZM250 96H252V95H250ZM262 96H263V95H262ZM73 97H74V96H73ZM81 97H82V95H81ZM84 97H85V96H84ZM105 97H106V95H105ZM107 97H108V95H107ZM125 97H126V96H125ZM145 97L148 98L149 96L146 95ZM153 97H154V95H153ZM197 97H199V96H197ZM200 97H201V96H200ZM221 97H222V96H221ZM70 98H71V97H70ZM122 98H123V97H122ZM122 98H121V99H122ZM127 98H128V97H127ZM168 98H169V97H168ZM183 98H184V97H183ZM246 98H247V97H246ZM33 99H34V98H33ZM49 99H50V98H49ZM98 99H99V97H98ZM103 99H104V98H103ZM143 99H144V98H143ZM155 99H156V98H155ZM161 99H162V98H161ZM218 99H220V98H218ZM224 99H225V98H224ZM250 99H251V98H250ZM13 100H14V99H13ZM57 100H58V99H57ZM112 100H113V99H112ZM125 100H127V99H125ZM131 100H133V99H131ZM141 100H139V101H141ZM144 100H145V99H144ZM148 100H150V99H148ZM148 100H147V102H148ZM168 100H169V99H168ZM220 100H221V99H220ZM222 100H223V99H222ZM230 100H231V99H230ZM247 100H248V99H247ZM80 101H82V100H80ZM136 101H137V100H136ZM151 101H152V103H153V100H152V99H151ZM196 101H197V100H196ZM202 101H203V100H202ZM204 101H205V99H204ZM207 101H208V100H207ZM225 101H226V100H225ZM227 101H228V99H227ZM239 101H240L241 103L243 102V97H242V95L240 96ZM255 101H256V100H255ZM255 101H254V104H255ZM263 101H264V100H263ZM127 102H128V100H127ZM137 102H138V101H137ZM156 102H157V101H156ZM158 102H159V101H158ZM169 102H171V101H169ZM197 102H198V101H197ZM219 102H220V104H221V102H223V101H219ZM249 102H251V100H249ZM14 103H15V101H14ZM39 103L41 104V102H39ZM49 103H50V102H49ZM55 103H56V102H55ZM75 103H76V102H75ZM94 103H95V102H94ZM96 103H98V102L96 101ZM102 103H103V102H102ZM134 103H136V102H134ZM142 103H143V102H142ZM142 103H141V104H142ZM154 103H155V102H154ZM217 103H218V102H217ZM226 103H227V102H226ZM235 103H237V102H235ZM18 104H19V103H18ZM105 104H106V103H105ZM125 104H126V102H125ZM139 104H140V103H139ZM141 104H140V105H141ZM144 104H145V103H143L142 105H144ZM169 104H170V103H169ZM196 104H197V103H196ZM206 104H207V103H206ZM245 104H246V103H245ZM250 104H251V103H250ZM261 104L263 105L264 103H262V101H261L260 105H261ZM19 105H20V104H19ZM37 105H38V103L36 104V106H37ZM45 105L47 106L46 103H45ZM45 105H44V107H45ZM65 105H66V104H65ZM65 105H64V107H65ZM102 105H103V104H102ZM152 105H153V104H152ZM155 105H156V103H155ZM155 105L153 106V108H155ZM161 105H162V104H161ZM161 105H160V106H161ZM238 105H239V104H238ZM17 106H18V105H17ZM26 106H27V105H26ZM32 106H33V105H32ZM32 106H31V107H32ZM48 106H49V105H48ZM136 106H137V105H136ZM145 106H146V105H145ZM147 106H148V105H147ZM147 106H146V107H147ZM173 106H174V105H173ZM181 106H182V105H181ZM181 106H180V107H181ZM188 106H189V105H188ZM207 106H209V105H207ZM213 106H214V105H213ZM215 106H216V105H215ZM224 106H225V104H224ZM239 106H240V105H239ZM19 107H20V106H19ZM27 107H28V106H27ZM55 107H56V104H55ZM73 107H74V106H73ZM98 107H99V106H98ZM128 107H129V106H128ZM138 107H139V106H138ZM167 107H168V106H167ZM259 107H260V106H259ZM263 107H264V106H263ZM29 108H30V107H29ZM47 108H48V107H47ZM49 108H50V107H49ZM57 108H58V107H57ZM93 108H94V107H93ZM115 108H116V107H115ZM117 108H118V107H117ZM125 108H126V107H125ZM135 108H136V107H135ZM174 108H175V107H174ZM247 108H248V107H247ZM247 108H246V109H247ZM15 109H16V108H15ZM32 109L34 110L35 108H32ZM66 109L68 110L67 107H66ZM73 109H74V108H73ZM95 109H96V108H95ZM97 109H98V108H97ZM155 109H156V108H155ZM165 109H166V108H165ZM186 109H188V107H187ZM186 109H185V111H186ZM234 109H235V108H234ZM242 109H243V108H242ZM244 109H245V108H244ZM20 110H21V109H20ZM40 110H41V109H40ZM56 110H57V109H56ZM56 110H55V111H56ZM129 110H130V109H129ZM151 110H153V109H151ZM198 110H199V108H198ZM239 110H240V109H239ZM53 111H54V110H53ZM88 111H89V110H88ZM90 111H91V110H90ZM93 111H94V109H93ZM93 111H92V112H93ZM95 111H96V110H95ZM127 111H128V110H127ZM136 111H137V110H136ZM144 111H145V110H144ZM165 111H166V110H165ZM200 111H201V110H200ZM26 112H28V111H26ZM35 112H36V111H35ZM133 112H135V111H133ZM133 112H132V113H133ZM138 112H139V110H138ZM138 112H137V113H138ZM161 112H162V111H161ZM167 112H168V111H167ZM167 112H166V113H167ZM203 112H204V111H203ZM213 112H215V111H213ZM238 112H239V111H238ZM240 112H241V110H240ZM246 112H247V111H246ZM15 113H17V112H15ZM38 113H39V112H38ZM38 113H37V114H38ZM87 113H88V112H87ZM130 113H131V112H130ZM144 113H145V112H144ZM164 113H165V112H164ZM23 114H24V113H23ZM88 114H89V113H88ZM97 114H98V113H97ZM101 114H102V113H101ZM133 114H134V113H133ZM162 114H163V112H162ZM167 114H168V113H167ZM169 114H170V113H169ZM187 114H188V113H187ZM195 114L198 115L197 112H196ZM241 114H243V112H241ZM248 114H249V111H248ZM13 115H14V114H13ZM34 115H35V114H34ZM115 115H116V114H115ZM178 115H179V114H178ZM188 115H189V114H188ZM204 115H205V114H204ZM213 115H214V113H213ZM216 115H217V113H216ZM224 115L226 116L225 113L223 114V116H224ZM237 115H238V114H237ZM239 115H240V114H239ZM244 115H245V116H244ZM28 116H29V115H28ZM85 116H86V115H85ZM119 116H120V115H119ZM130 116H131V114H130ZM135 116H136V115H135ZM170 116H171V114H170ZM172 116H173V115H172ZM206 116H207V115H205V117H206ZM217 116H218V115H217ZM241 116H243V117H244V120H246L244 124L242 123L243 125H242L241 123H235L234 121H233L234 123H232L231 121H230V123H229V122H226V121H228V120H226V121H224L223 123L221 122V124H222V130L218 128V126H217V125H218L217 122H216L212 127H211V125H210V127H209V125H208V126H206L205 128H203L204 133H206V134H207L206 136H208V139H209L208 142H209V143L207 144V146H205V150H202V152L204 151V152H205L204 154H208V148H209V146L212 145V144L216 147V149H217L218 151H222V150H223L222 148H223L224 146H223V147L221 146V144H222L221 142H222V139H223V138H222V137H223V132H224L225 130H226V132H229V130H232L233 128L236 129V127H238V128L240 127V128H243L244 131L247 132V134H253V132H255V135H256V130L254 131V130H253L254 127H252V125H251L252 122H248V121H250V120H247V119H249L248 117H246L247 114H243V115H241ZM255 116H257V115L255 114ZM16 117H17V115H16ZM26 117H27V116H26ZM128 117H129V115H128ZM133 117H134V116H133ZM133 117H132V119H133ZM136 117L138 118V116H136ZM136 117H135V118H136ZM140 117H141V116H140ZM149 117H150V116H149ZM173 117H174V116H173ZM214 117H215V116H214ZM238 117H239V116H238ZM261 117H264V115L261 116ZM23 118H24V117H23ZM27 118H28V117H27ZM89 118H90V117H89ZM123 118H124V116H123ZM135 118H134V119H135ZM141 118H142V117H141ZM179 118H180V117H179ZM186 118H188V117H186ZM193 118H194V117H193ZM197 118H198V116H197ZM208 118H209V115H208ZM219 118H220V117H219ZM241 118H242V117H240V119H241ZM254 118H255V117H254ZM254 118H252V119L254 120ZM13 119H14V117H13ZM15 119H16V118H15ZM32 119H33V118H32ZM40 119H41V118H40ZM101 119H102V118H101ZM149 119H150V118H149ZM172 119H173V118H172ZM225 119H227V118H225ZM225 119H224V120H225ZM228 119H229V118H228ZM20 120H22V119H20ZM86 120H87V119H86ZM103 120H104V118H103ZM135 120H136V119H135ZM142 120H143V119H142ZM174 120H178V118H176V119H174ZM185 120H186V119H185ZM198 120H199V119H198ZM218 120H219V119H218ZM222 120H223V119H222ZM222 120H220V121H222ZM241 120H242V119H241ZM123 121H124V120H123ZM129 121H130V120H129ZM131 121H132V120H131ZM137 121H138V120H137ZM140 121H141V120H140ZM150 121H151V120H150ZM157 121L159 122V119H158ZM187 121H188V120H187ZM206 121H207V120H206ZM206 121H205V119H204V122H205L204 124H206ZM215 121H216V120H215ZM26 122H27V121H26ZM85 122H86V121H85ZM93 122H94V121H93ZM114 122H117V121H114ZM124 122H125V121H124ZM133 122H134V121H133ZM193 122H194V121H193ZM199 122H200V121H199ZM88 123H90V122H88ZM120 123H121V122H120ZM120 123H119V125H120ZM122 123H123V122H122ZM175 123H176V122H175ZM177 123H179V122H177ZM191 123H192V122H191ZM16 124H17V123H16ZM30 124H31V123H30ZM34 124H35V123H34ZM92 124H93V123H92ZM109 124L111 125V123H109ZM109 124H107V125L105 126V128L108 127ZM115 124L117 125V123H115ZM138 124H139V123H138ZM152 124H154V123H152ZM152 124L150 125V128H151ZM166 124H167V123H166ZM201 124H202V123H201ZM221 124H220V125H221ZM110 125H109V127H110ZM124 125H125V123H124ZM136 125H137V124H136ZM190 125H192V124H190ZM195 125H196V124H195ZM206 125H207V124H206ZM3 126H4V125H3ZM84 126H85V124H84ZM196 126H197V125H196ZM198 126L200 127V125H198ZM203 126H204V125H202V127H203ZM256 126H258V125H256ZM256 126H255V127H256ZM263 126H264V125H263ZM1 127H2V126H1ZM17 127H18V126H17ZM81 127H83V125H82ZM109 127H108V128H109ZM118 127H119V126H116V127H115V130H116V128H118ZM124 127H125V126H124ZM128 127H129V125H128ZM136 127H137V126H136ZM153 127H154V126H153ZM153 127H152V128H153ZM163 127H165V126H163ZM163 127H162V128H163ZM192 127H193V126H192ZM194 127H195V126H194ZM259 127H260V126H259ZM20 128H21V127H20ZM93 128H94V127H93ZM100 128H101V127H100ZM108 128H107V129H108ZM120 128H121V127H120ZM129 128H130V127H129ZM152 128H151V129H152ZM189 128H190V127H189ZM197 128H198V127H197ZM18 129H19V128H18ZM18 129H17V130H18ZM81 129H82V128H81ZM86 129H87V128H86ZM111 129H112V128H111ZM133 129H135V128H133ZM139 129H140V128H139ZM142 129H143V128H142ZM166 129H167V128H166ZM166 129H165V130H166ZM184 129H186V128H184ZM184 129H182V131H183ZM190 129H192V128H190ZM194 129H195V128H194ZM194 129H193V130H194ZM200 129H201V127H200ZM200 129H199V130H200ZM254 129H255V128H254ZM263 129H264V128H263ZM66 130H67V129H66ZM90 130L92 131V126H91V129H90ZM100 130H101V131H99V132H104V131H103L104 129L102 130V128H101ZM121 130H122V129H121ZM140 130H141V129H140ZM143 130H144V129H143ZM153 130H154V128H153ZM193 130H192V131H193ZM227 130H228V131H227ZM3 131H4V130H3ZM18 131H19V130H18ZM20 131L22 132L23 130H20ZM86 131H87V130H86ZM106 131H107V130H106ZM106 131H105V132H106ZM108 131H110V129H109ZM136 131H137V130H136ZM147 131H148V129H147ZM162 131H163V130H162ZM177 131H178V130H177ZM179 131H180V130H179ZM190 131H191V130H190ZM241 131H243V130L241 129ZM16 132H17V131H16ZM81 132H82V131H81ZM84 132H85V131H84ZM95 132H96V131H95ZM105 132H104V133H105ZM113 132H114V131H113ZM117 132H119V131H117ZM122 132H123V130H122ZM133 132H134V131H133ZM137 132H139V131H137ZM143 132H144V131H143ZM151 132H152V131H151ZM163 132H165V131H163ZM173 132H174V130H173ZM235 132H236V131H234V134H235ZM246 132H245V134H246ZM65 133H66V132H65ZM78 133L80 134V132H78ZM89 133H90V132H89ZM119 133H121V132H119ZM128 133H129V132H128ZM131 133H132V132H131ZM148 133H150V131L147 132L146 134H148ZM153 133H154V132H153ZM230 133H231V132H230ZM242 133H243V132H242ZM3 134H4V133H3ZM61 134H62V133H61ZM76 134H77V133H76ZM84 134H85V133H84ZM97 134H98V133H97ZM99 134H101V133H99ZM112 134H113V133H112ZM116 134H117V133H116ZM140 134H142V132H141ZM143 134H144V133H143ZM184 134H185V133H184ZM186 134H187V133H186ZM186 134H185V135H186ZM228 134H229V133H228ZM228 134H227V135H228ZM20 135H21V134H20ZM36 135H37V134H36ZM36 135H35V136H36ZM66 135H67V134H66ZM82 135H83V132H82ZM85 135H86V134H85ZM108 135H109V134H108ZM118 135H119V134H118ZM120 135H121V134H120ZM126 135H128V134H126ZM130 135H131V134H130ZM137 135H139V133H138ZM153 135H154V134H153ZM164 135H165V133H164ZM177 135H178V134H177ZM191 135H192V133H191ZM198 135H200V134H198ZM202 135H203V134H202ZM239 135H240V134H239ZM239 135H238V136H239ZM261 135L263 136V133H262V132H261ZM32 136H33V135H32ZM78 136H79V135H78ZM80 136H81V135H80ZM88 136H89V135H88ZM124 136H125V135H124ZM132 136H133V135H132ZM134 136H135V135H134ZM142 136H143V135H142ZM142 136L140 135L139 137L141 138ZM150 136H151V133H150ZM172 136H173V135H172ZM180 136H181V135H180ZM231 136H232V135H231ZM231 136H230V138H231ZM64 137H65V136H64ZM75 137H76V135H75ZM95 137H96V136H95ZM117 137H118V136H117ZM117 137H116V138H117ZM119 137H120V136H119ZM121 137H123V136H121ZM121 137H120V138H121ZM126 137H127V136H126ZM145 137H146V135H145ZM174 137H175V136H174ZM183 137H184V136H183ZM244 137H245V136H244ZM257 137H259V135H258V136L256 135L255 138H257ZM8 138H9V137H8ZM8 138H7V139H8ZM28 138H30V137H28ZM28 138H27V139H28ZM32 138H33V137H32ZM66 138H68V137H66ZM88 138H89V137H88ZM91 138H92V137H91ZM107 138H108V137H107ZM111 138H112V137H111ZM128 138H129V137H128ZM130 138H131V137H130ZM133 138H134V137H133ZM135 138H136V137H135ZM150 138H151V137H150ZM161 138H162V137H161ZM175 138H176V137H175ZM227 138L230 139L229 137H227ZM261 138H262V137H261ZM20 139H21V138H20ZM68 139H69V138H68ZM77 139H78V138H77ZM81 139H83V138H81ZM95 139H96V138H95ZM141 139H142V138H141ZM146 139H147V137H146ZM162 139H163V138H162ZM164 139H165V137H164ZM192 139H193V138H192ZM228 139H227V141H228ZM246 139H247V138H246ZM263 139H264V138H262V140H263ZM8 140H9V139H8ZM8 140H7V141H8ZM65 140H66V139H65ZM74 140H75V138H74ZM89 140H91V139H89ZM98 140H99V139H98ZM98 140H97V141H98ZM110 140H111V139H110ZM110 140H107V141H110ZM119 140H122V139H119ZM137 140H139V139H137ZM174 140H175V139H174ZM250 140H251V139H250ZM253 140H254V138H253ZM259 140H260V139H259ZM79 141H80V140H79ZM105 141H106V139H105ZM129 141H130V140H129ZM140 141H141V140H139V143H140ZM147 141H148V140H147ZM147 141H146V142H147ZM149 141H151V140H149ZM178 141H179V140H178ZM178 141H177V142H178ZM188 141H189V140H188ZM229 141H230V140H229ZM248 141H249V139H248ZM256 141L258 142V140H256ZM17 142H18V141H17ZM29 142H30V141H29ZM68 142H69V141H68ZM84 142H85V140H84ZM90 142H91V141H90ZM92 142H93V141H92ZM92 142H91V143H92ZM134 142H135V141H134ZM152 142H154V141L152 140ZM179 142H180V141H179ZM223 142H224V140H223ZM262 142H263V141H262ZM262 142H260V143L262 144ZM23 143H24V142H23ZM71 143H72V142H71ZM76 143H77V142H76ZM86 143H87V142H86ZM99 143H100V142H99ZM105 143H106V142H105ZM108 143H110V142H108ZM117 143H118V142H117ZM120 143H121V142H120ZM180 143H181V142H180ZM190 143H191V142H190ZM206 143H207V142H206ZM230 143H231V142H230ZM6 144H7V143H6ZM20 144H21V143H20ZM73 144H75V143H73ZM73 144H72V145H73ZM79 144H80V143H79ZM92 144H93V143H92ZM106 144H107V143H106ZM147 144H148V143H147ZM182 144H183V143H182ZM192 144H193V143H192ZM254 144H255V143H254ZM31 145H32V144H31ZM57 145H58V144H57ZM119 145H121V144H119ZM143 145H144V144H143ZM149 145H150V144H149ZM188 145H190V144H188ZM203 145H204V143H203ZM203 145H202V146H203ZM223 145H224V144H223ZM242 145H243V144H242ZM59 146H60V145H59ZM73 146H74V145H73ZM91 146H93V145H91ZM107 146H108V145H107ZM109 146H110V144H109ZM113 146H114V145H113ZM113 146H112V147H113ZM180 146H181V145H180ZM182 146H183V145H182ZM197 146H198V145H197ZM200 146H201V144H200ZM258 146H260V145H258ZM262 146H263V145H262ZM55 147H56V146H55ZM66 147H67V146H66ZM69 147H71V146H69ZM84 147H85V146H84ZM93 147H94V146H93ZM127 147H128V146H127ZM134 147H135V146H134ZM134 147L132 146V148H134ZM142 147H144V146H142ZM149 147H150V146H149ZM176 147H177V146H176ZM189 147H190V146H189ZM194 147L196 148L195 145H194ZM210 147H211V146H210ZM247 147H248V146H247ZM255 147H257V146H255ZM56 148H57V147H56ZM89 148H90V147H89ZM89 148H88V149H89ZM109 148H111V147H109ZM128 148H129V150H130V147H128ZM128 148H127V149H128ZM150 148H151V147H150ZM192 148H193V147H192ZM228 148H229V147H228ZM240 148H241V147H240ZM47 149H48V147H47ZM63 149H64V148H63ZM66 149H68V148H66ZM69 149H70V148H69ZM118 149H119V148H118ZM121 149H122V148H121ZM123 149H124V148H123ZM138 149H139V144H138ZM143 149H144V148H143ZM177 149H178V147H177ZM185 149H186V148H185ZM189 149H191V148H189ZM198 149H199V146H198ZM201 149H202V147H201ZM211 149H212V148H211ZM224 149H225V148H224ZM76 150H77V149H76ZM76 150H75V151H76ZM84 150H85V149H84ZM96 150H97V149H96ZM101 150H102V149H101ZM108 150H110V149H108ZM139 150H140V149H139ZM145 150H146V148H145ZM145 150H144V151H145ZM149 150H150V149H149ZM165 150H166V149H165ZM169 150H170V149H169ZM196 150H197V149H196ZM240 150H241V149H240ZM6 151H7V150H6ZM17 151H18V150H17ZM53 151H54V150H53ZM53 151H52V152H53ZM70 151H71V150H70ZM73 151H74V150H73ZM85 151H86V150H85ZM104 151H105V150H104ZM104 151H103V152H104ZM117 151H118V150H117ZM131 151H132V150H131ZM135 151H137V150H135ZM151 151H152V150H150V153H152ZM162 151H163V150H162ZM166 151H167V150H166ZM192 151H193V150H192ZM197 151H198V150H197ZM200 151H201V150H200ZM209 151H210V150H209ZM256 151H257V150H255V152H256ZM64 152H65V151H64ZM107 152H108V151H107ZM107 152H106V153H107ZM109 152H110V151H109ZM112 152H113V151L111 150L110 153H112ZM114 152H115V151H114ZM118 152H119V151H118ZM126 152H127V151H126ZM129 152H130V151H129ZM169 152H170V151H169ZM198 152H199V151H198ZM228 152H229V151H228ZM241 152H243V151L241 150ZM241 152H240V154H241ZM252 152H253V151H252ZM259 152H260V151H259ZM84 153H85V152H84ZM101 153H102V152H101ZM115 153H117V152H115ZM127 153H128V152H127ZM127 153H126V154H127ZM132 153H133V152H132ZM140 153H141V151H140ZM145 153H146V152H145ZM156 153H157V152H156ZM171 153H173V152H171ZM188 153H189V152H188ZM191 153H192V152H191ZM194 153H195V152H194ZM200 153H201V152H200ZM216 153H217V152H216ZM12 154H13V153H12ZM21 154H22V153H21ZM44 154H45V153H44ZM46 154H47V153H46ZM65 154H66V153H65ZM69 154H71V153H69ZM120 154H121V152H120ZM120 154H119V155H120ZM123 154H125V151H124ZM143 154H144V153H143ZM169 154H170V153H169ZM178 154H179V153H178ZM178 154H177V155H178ZM181 154H183V152H182ZM204 154H203V155H204ZM209 154H210V153H209ZM209 154H208V155H209ZM221 154H223V153H221ZM240 154H239V155H240ZM257 154H258V153H257ZM101 155H102V154H101ZM108 155H109V153H108ZM114 155H115V154H114ZM116 155H117V154H116ZM121 155H122V154H121ZM127 155H128V154H127ZM192 155H193L192 157L195 156V154H193V153H192ZM196 155H197V154H196ZM201 155H202V154H201ZM210 155H211V154H210ZM213 155L215 156V153H214ZM213 155H211V157H212ZM228 155H229V154H228ZM239 155H238V156H239ZM243 155H244V154H243ZM259 155H260V154H259ZM259 155H258V157H259ZM2 156H3V155H2ZM17 156H18V155H17ZM44 156H45V155H44ZM64 156H65V155H64ZM69 156H70V155H69ZM99 156H100V155H99ZM99 156H98V157H99ZM133 156H134V153H133ZM141 156H142V155H141ZM171 156H172V158H173V155H171ZM180 156H181V155H180ZM187 156H188V155H187ZM197 156H198V155H197ZM197 156H196V157H197ZM222 156H223V155H222ZM232 156H233V155H232ZM261 156L263 157V155H261ZM22 157H23V156H22ZM48 157H49V155H48ZM65 157H66V156H65ZM118 157H119V156H118ZM126 157H127V156H126ZM142 157H143V156H142ZM152 157H153V155H152ZM160 157H161V155L159 156V158H160ZM196 157H194V158H196ZM202 157L204 158V156H202ZM206 157H208V156H206ZM262 157H259V159H261ZM68 158H69V157H68ZM107 158H109V156H108ZM107 158H106V159H107ZM112 158H113V157H112ZM112 158H111V159H112ZM116 158H117V157H116ZM116 158H115V159H116ZM127 158H128V157H127ZM129 158H132V157H129ZM163 158H165V157H163ZM169 158H170V157H169ZM184 158H185V156H184ZM222 158H223V157H222ZM222 158H221V159H222ZM40 159H41V157H40ZM66 159H67V157H66ZM74 159H75V158H74ZM106 159H105V160H106ZM120 159H121V158H120ZM136 159H137V156H136ZM139 159H140V156H139ZM161 159H162V158H161ZM170 159H171V158H170ZM185 159H186V158H185ZM185 159H184V160H185ZM197 159H198V158H197ZM209 159H210V158H209ZM233 159H234V157H232V160H233ZM235 159H236V158H235ZM48 160H50V159H48ZM52 160H54L53 157H52ZM69 160H70V159H69ZM126 160H128V159H126ZM129 160H130V159H129ZM162 160H164V159H162ZM165 160H166V158H165ZM173 160H174V159H173ZM173 160H172V161H173ZM202 160H203V159H202ZM237 160H238V159H237ZM240 160H241V159H240ZM18 161H19V160H18ZM38 161H39V160H38ZM107 161H108V159H107ZM114 161H115V160H114ZM118 161H119V160H118ZM168 161H169V159H168ZM197 161H198V160H197ZM215 161H216V160H215ZM220 161H221V160H220ZM234 161H235V160H234ZM258 161H260V160H258ZM258 161H257V162H258ZM261 161H262V160H261ZM21 162H22V161H21ZM40 162H41V161H39V163H40ZM61 162H62V161H61ZM66 162H67V161H66ZM71 162H72V160H71ZM71 162H69V163H71ZM122 162H124V161H122ZM138 162L140 163V160L137 161V163H138ZM202 162H203V161H202ZM206 162H207V159H206V161H205V164H206ZM227 162H228V161H227ZM229 162H230V160H229ZM240 162H241V161H240ZM240 162H238V163H240ZM262 162H263V161H262ZM69 163H66V164L69 165ZM97 163H98V162H97ZM108 163H109V161H108ZM128 163H129V161H128ZM159 163H160V162H159ZM162 163H163V162H162ZM172 163H173V162H172ZM172 163H171V166H172ZM174 163H175V161H174ZM179 163H180V162H179ZM179 163H178V164H179ZM207 163H208V162H207ZM36 164H38V163H36ZM46 164H47V163H46ZM88 164H89V163H88ZM113 164H114V163H113ZM117 164H118V163H117ZM122 164H123V163H122ZM126 164H127V161H126ZM132 164H133V163H132ZM148 164H149V163H148ZM160 164H161V163H160ZM185 164H186V163H185ZM191 164H192V162H191ZM193 164H194V163H193ZM193 164H192V165H193ZM195 164H196V163H195ZM222 164H223V163H222ZM222 164H221V165H222ZM241 164H245V163H242V162H241ZM38 165H39V164H38ZM44 165H45V164H44ZM50 165H52V163H51ZM62 165H63V164H62ZM109 165H110V163H109ZM111 165H112V163H111ZM114 165H115V164H114ZM149 165H150V164H149ZM164 165H165V164H164ZM175 165H177V164H175ZM208 165H209V163H208ZM216 165H217V164H216ZM232 165H233V164H232ZM249 165H250V164H249ZM249 165H248V166H249ZM254 165L256 166V164H253V166H254ZM259 165H260V163L258 164V166H259ZM261 165H262V163H261ZM263 165H264V164H263ZM40 166H42V164H41ZM59 166H60L61 168H63L60 164H59ZM59 166H58V167H59ZM63 166H64V165H63ZM96 166H97V165H96ZM127 166H128V165H127ZM132 166H133V165H132ZM143 166H144V165H143ZM171 166H170V168H171ZM182 166H183V165H182ZM186 166H187V164H186ZM203 166H204V164H203ZM238 166L240 167L241 165H238ZM243 166H244V165H243ZM11 167H12V166H11ZM97 167H98V166H97ZM112 167H113V166H112ZM119 167H120V166H119ZM129 167H130V166H129ZM187 167H188V166H187ZM198 167H199V165H198ZM207 167H208V166H207ZM222 167H223V166H222ZM175 168H178V167H174V169H175ZM190 168H192V167H190ZM51 169H52V168H51ZM51 169L49 170V172L51 171ZM67 169H68V168H67ZM69 169H70V168H69ZM103 169H104V168H103ZM116 169H117V168H116ZM130 169H131V168H130ZM160 169H161V168H160ZM178 169H179V168H178ZM209 169H210V166H209ZM237 169H238V168H237ZM253 169H254V168H253ZM43 170H44V169H43ZM59 170H60V169H59ZM105 170H106V169H105ZM120 170H121V169H120ZM132 170H133V169H132ZM144 170H145V169H144ZM179 170H180V169H179ZM195 170H197V168H196ZM211 170H212V169H211ZM238 170H239V169H238ZM258 170H259V169H258ZM262 170H264V169H262ZM122 171H123V169H122ZM129 171H130V170H129ZM176 171H178V170H176ZM183 171H184V169H183ZM188 171H189V169H188ZM190 171H191V170H190ZM199 171H200V170H199ZM242 171H243V170H242ZM253 171H254V170H253ZM35 172H36V171H35ZM54 172H55V171H54ZM140 172H141V170H140ZM154 172H155V170H154ZM161 172H162V171H161ZM180 172H182V170L179 171V173H180ZM192 172H193V171H192ZM221 172H222V171H221ZM240 172H241V171H240ZM262 172H263V171H262ZM57 173H58V172H57ZM198 173H199V172H198ZM250 173H251V172H249V174H250ZM69 174L71 175V173H69ZM93 174H94V173H93ZM107 174H108V173H107ZM122 174H123V172H122ZM139 174H140V173H139ZM142 174H143V172H142ZM184 174H185V173H184ZM191 174H192V173H191ZM193 174H194V173H193ZM196 174H197V171H196ZM209 174H210V173H209ZM209 174H208V175H209ZM244 174H245V172H244ZM244 174H243V175H244ZM247 174H248V173H247ZM51 175H52V174H51ZM51 175H50V176H51ZM163 175H164V174H163ZM167 175H168V174H167ZM181 175H182V174H181ZM212 175H213V174H212ZM220 175H221V174H220ZM255 175H256V174H255ZM67 176H68V175H67ZM98 176H99V175H98ZM114 176H115V175H114ZM124 176H126V175L124 174ZM124 176H123V177H124ZM190 176H192V175H190ZM195 176H196V175H195ZM197 176H198V175H197ZM213 176H214V175H213ZM227 176H228V175H226V177H227ZM238 176H239V175H238ZM238 176H237V177H238ZM41 177H42V176H41ZM43 177H44V175H43ZM45 177H46V176H45ZM60 177H61V176H60ZM117 177H118V176H117ZM120 177H122V175H121ZM126 177H127V176H126ZM166 177H167V176H166ZM245 177H246V176H245ZM252 177H253V176H252ZM252 177H251V179H252ZM254 177H255V176H254ZM254 177H253V178H254ZM46 178H47V177H46ZM46 178H45V179H46ZM107 178H108V177H107ZM114 178H116V177H114ZM164 178H165V177H164ZM185 178H187V177H185ZM198 178H199V177H198ZM213 178H214V177H213ZM242 178H243V177H242ZM256 178H258L257 175H256ZM261 178H263V177H261ZM261 178H260V181H262ZM63 179H64V178H63ZM94 179H95V178H94ZM96 179H97V178H96ZM108 179H109V178H108ZM137 179H139V178H137ZM142 179H143V178H142ZM167 179H168V178H167ZM190 179L192 180V178H190ZM223 179H224V178H223ZM225 179H226V178H225ZM235 179H236V178H235ZM235 179L233 178V181H234V182H235ZM240 179H241V177H240ZM42 180H43V179H42ZM46 180H47V179H46ZM48 180H51V179H49V177H48ZM103 180H104V179H103ZM112 180H113V179H112ZM158 180H159V179H158ZM161 180H162V179H161ZM188 180H189V178H188ZM191 180H190V181H191ZM194 180H195V179H194ZM212 180H213V179H212ZM242 180H243V179H241L240 181L242 182ZM255 180L257 181V179H255ZM255 180H254V181H255ZM258 180H259V179H258ZM33 181H34V180H33ZM52 181H53V180H52ZM54 181H55V180H54ZM94 181H95V180H94ZM114 181H115V180H114ZM114 181H113V182H114ZM179 181H180V180H179ZM190 181H189V182H190ZM250 181H253V179L250 180ZM44 182H45V181H44ZM62 182H63V181H62ZM86 182H87V180H86ZM113 182H111V183L113 184ZM184 182H186V180H184ZM194 182H196V181H194ZM208 182H209V181H208ZM224 182H226V181H224ZM234 182H233V183H234ZM244 182H245V181H244ZM246 182H248V181H246ZM257 182H258V184H259V181H257ZM45 183H46V182H45ZM103 183H104V182H103ZM103 183H101V186L103 185ZM180 183H181V182H180ZM182 183H183V182H182ZM209 183H211V182H209ZM221 183H222V182H221ZM236 183H237V182H236ZM249 183H250V182H249ZM249 183H248V184H249ZM56 184H57V183H56ZM108 184H109V182H108ZM173 184H174V182H173ZM192 184H193V183L189 184V186H190V185L193 186ZM223 184H224V183H223ZM237 184H238V183H237ZM250 184L252 185V183H250ZM253 184H254V182H253ZM261 184H263V182H262ZM30 185H31V184H30ZM32 185H33V184H32ZM48 185H49V184H48ZM93 185H94V183H93ZM174 185H175V184H174ZM174 185H172V186H174ZM177 185H178V184H177ZM184 185H186V183H185ZM204 185H205V184H204ZM204 185H203V186H204ZM213 185H214V184H213ZM238 185H239V184H238ZM256 185H257V183H256ZM36 186H38V185H36ZM36 186H35V187H36ZM63 186H66V185H62V187H63ZM95 186H96V185H95ZM111 186H112V185H111ZM148 186H149V185H148ZM163 186H164V185H163ZM172 186H171V187H172ZM205 186H206V185H205ZM240 186H242V184H241ZM253 186H254V185H253ZM257 186H258V185H257ZM257 186H256V187H257ZM259 186H260V185H259ZM24 187H25V186H24ZM54 187H55V186H54ZM56 187H57V186H56ZM93 187H94V186H93ZM114 187H115V186H114ZM151 187H152V186H151ZM180 187H182V186L180 185V186H179V189H180ZM185 187H186V186H185ZM196 187H197V186H196ZM206 187H207V186H206ZM211 187H213L212 184H211ZM225 187H226V184H225ZM231 187L234 188V187H235V184H234V187H233V186H231ZM246 187H247V185H246ZM248 187L250 188V185H248ZM260 187H261V186H260ZM262 187H263V186H262ZM50 188H51V187H50ZM101 188H102V187H101ZM111 188H112V187H111ZM111 188H110V189H111ZM165 188H166V187H165ZM165 188H164V189H165ZM174 188H175V187H174ZM183 188H184V187H183ZM190 188H191V187H190ZM192 188H193V187H192ZM208 188H209V187H208ZM213 188H214V187H213ZM221 188H222V186H221ZM239 188H240V187H239ZM244 188H245V186H244ZM244 188H243V189H244ZM249 188L246 189V190H249ZM257 188H258V187H257ZM257 188H255L254 190H256ZM263 188H264V187H263ZM22 189H23V188H22ZM40 189H42V187H41ZM62 189H63V188H62ZM75 189H76V188H75ZM89 189H90V188H88L87 192H89ZM108 189H109V188H108ZM161 189H162V188H161ZM168 189H169V188H168ZM188 189H189V188H188ZM188 189H187V190H188ZM228 189H229V188H228ZM243 189H242V190H243ZM251 189H252V188H251ZM30 190H31V187H30ZM59 190H60V189H59ZM59 190H58V191H59ZM93 190H94V189H93ZM111 190L115 191L114 189H111ZM158 190H159V189H158ZM171 190H172V189H171ZM184 190H185V189H184ZM190 190H191V189H190ZM190 190H189V191H190ZM221 190H223V188L220 189L219 191H221ZM225 190H226V188H225ZM229 190H230V189H229ZM233 190L235 191V189H233ZM239 190H241V188H240ZM239 190H238V193H239ZM246 190L244 189V191H246ZM262 190H263V189H262ZM16 191H17V190H16ZM22 191H23V190H22ZM31 191H32V190H31ZM45 191H46V190H45ZM45 191H44V192H45ZM49 191H50V190H49ZM53 191H54V190H53ZM55 191H56V190H55ZM90 191H91V190H90ZM118 191H119V190H118ZM152 191H153V190H152ZM160 191H162V190H160ZM163 191H164V190H163ZM178 191H179V190H178ZM206 191H207V190H206ZM206 191H205V193H206ZM219 191H218V192H219ZM244 191H241V193H243ZM251 191H252V190H251ZM42 192H43V191H42ZM101 192H102V191H101ZM104 192H105V191H104ZM150 192H151V191H150ZM155 192H156V191H155ZM169 192H170V191H169ZM181 192H182V191H181ZM190 192H191V191H190ZM229 192H230V191H229ZM229 192L227 191V195H228ZM256 192H258V191H256ZM18 193H19V191H18ZM24 193H25V192H24ZM47 193H49V192H47ZM56 193H58V192H56ZM56 193H53V195L56 194ZM89 193H90V192H89ZM115 193H116V192H115ZM122 193H123V192H122ZM145 193H146V192H145ZM156 193H157V192H156ZM164 193H165V191H164ZM164 193H163V194H164ZM167 193H168V191H167ZM175 193H176V192H175ZM205 193H204V195H206ZM213 193H214V192H213ZM231 193H232V192H231ZM245 193H247V192H245ZM245 193H244V195H245ZM249 193H250V192H249ZM35 194H36V193H35ZM49 194H50V193H49ZM51 194H52V193H51ZM112 194H113V193H112ZM117 194H118V193H117ZM119 194H120V193H119ZM119 194H118V195H119ZM152 194H153V193H152ZM171 194H172V193H171ZM176 194H177V193H176ZM180 194H181V193H180ZM182 194H183V196L185 195V193H182ZM188 194H189V193H188ZM193 194H194V193H193ZM214 194H215V193H214ZM216 194H217V193H216ZM219 194H220V193H219ZM221 194H222V193H221ZM225 194H226V191H225ZM225 194H224V195H225ZM233 194H234V193H233ZM247 194H248V193H247ZM256 194H257V193H256ZM262 194H263V192H262ZM43 195H44V194H43ZM53 195H52V196H53ZM153 195H154V194H153ZM173 195H174V194H173ZM189 195H190V194H189ZM211 195H213V194H211ZM240 195H241V194H240ZM240 195H239V197H241ZM242 195H243V194H242ZM258 195H259V194H258ZM68 196H69V195H68ZM89 196H90V194H89ZM98 196H99V195H98ZM112 196H114V195H112ZM125 196H126V195H125ZM207 196H208V195H207ZM217 196H218V195H217ZM19 197H20V196H19ZM19 197H18V198H19ZM39 197H40V196H39ZM47 197H48V196H47ZM49 197H50V196H49ZM75 197H76V196H75ZM153 197H154V196H152V198H153ZM169 197H170V196H169ZM211 197H212V196H211ZM245 197H246V196H245ZM0 198H1V197H0ZM26 198H27V197H26ZM28 198L30 199V197H28ZM45 198H46V197H45ZM51 198H52V197H51ZM72 198H73V197H72ZM137 198H138V197H137ZM149 198H151V197H149ZM164 198H165V197H164ZM167 198H168V197H167ZM176 198H177V196L175 197V199H176ZM182 198H183V197H182ZM182 198H181V200H182ZM200 198H202V197H200ZM223 198H224V197H223ZM228 198H229V197H228ZM230 198H231V197H230ZM246 198H247V197H246ZM248 198H249V196H248ZM257 198H258V196H257ZM262 198L264 199V196H263ZM2 199H3V198H2ZM4 199H6V198H4ZM48 199H49V198H48ZM147 199H148V198H147ZM147 199H146V200H147ZM153 199H154V198H153ZM212 199H213V198H212ZM212 199H211V200H212ZM249 199H250V198H249ZM7 200H8V199H7ZM34 200H35V199H34ZM72 200H73V199H72ZM89 200H91V199H89ZM101 200L104 201L103 199H101ZM121 200H122V199H121ZM169 200H170V199H169ZM169 200H168V201H169ZM176 200H177V199H176ZM186 200H187V199H186ZM204 200H205V199H204ZM228 200H229V199H228ZM243 200H244V199H243ZM246 200H247V199H246ZM252 200H254V197H252ZM5 201H6V200H5ZM8 201H9V200H8ZM21 201H22V200H21ZM21 201H19V202L17 201V202L20 203ZM25 201H26V200H25ZM45 201H46V200H45ZM66 201H67V200H66ZM92 201H93V200H92ZM92 201H91V202H92ZM119 201H120V200H119ZM139 201H140V200H139ZM148 201H149V200H148ZM152 201H153V200H152ZM170 201H171V200H170ZM173 201H174V200H173ZM189 201H190V200H189ZM189 201H188V202H189ZM191 201H192V200H191ZM248 201H249V200H248ZM258 201H259V200H258ZM261 201H262V200H261ZM261 201H260V202H261ZM263 201H264V200H263ZM0 202H1V201H0ZM2 202H3V200H2ZM9 202H10V201H9ZM26 202H27V201H26ZM29 202H30V200H29ZM39 202H40V200H39ZM88 202H89V201H88ZM150 202H151V201H150ZM158 202H159V201H158ZM177 202H179V201H177ZM181 202H183V201H181ZM212 202H213V201H211L210 203L212 204ZM219 202H221V201H219ZM244 202H245V200H244ZM252 202H253V201H252ZM15 203H16V202H15ZM94 203L96 204V202H94ZM108 203H109V202H108ZM108 203H107V205H108ZM123 203H125V202H123ZM174 203H175V202H174ZM190 203H192V202H190ZM196 203H197V202H196ZM6 204H7V202H6ZM30 204H31V203H30ZM32 204H34V202H33ZM38 204H39V203H38ZM54 204H55V203H54ZM138 204H139V203H138ZM150 204H151V203H150ZM158 204H159V203H158ZM169 204H170V203H169ZM243 204H244V203H243ZM257 204H258V203H257ZM7 205H8V204H7ZM24 205H25V204H24ZM26 205H27V204H26ZM60 205H61V204H60ZM64 205H65V204H64ZM88 205H89V204H88ZM112 205H113V204H112ZM124 205H125V204H124ZM152 205H153V204H152ZM162 205H164V204H162ZM214 205H215V204H214ZM249 205H250V202H249ZM15 206H16V204H15ZM18 206H19V205H18ZM35 206H36V205H35ZM61 206H62V205H61ZM90 206H91V204H90ZM104 206H105V204H104ZM170 206H171V204H170ZM189 206H190V205H189ZM201 206H202V205H201ZM208 206H210V205L208 204ZM211 206H212V205H211ZM261 206H262V205H261ZM6 207H7V206H6ZM24 207H25V206H24ZM38 207H40V206H38ZM38 207H37V209H38ZM56 207H57V206H56ZM62 207H63V206H62ZM78 207H79V206H78ZM98 207H100V204H98ZM102 207H103V205H102ZM111 207H112V206H111ZM113 207H114V206H113ZM118 207H119V206H118ZM163 207H164V206H163ZM171 207H173V206H171ZM220 207H221V206H220ZM246 207H247V204H246ZM253 207H254V206H253ZM255 207L258 208V206H255ZM263 207H264V206H263ZM10 208H11V207H10ZM15 208H16V207H15ZM32 208H33V206H32ZM88 208H89V207H88ZM92 208H93V207H92ZM126 208H127V206H126ZM181 208H182V207H181ZM195 208H196V207H195ZM201 208H202V207H201ZM236 208H237V207H236ZM241 208H242V207H241ZM244 208H245V207H244ZM244 208H243V211H244ZM4 209H5V208H4ZM35 209H36V208H35ZM98 209H99V208H98ZM104 209H105V208H104ZM108 209H109V208H108ZM136 209H137V208H136ZM162 209H163V208H162ZM196 209H197V208H196ZM246 209H247V208H246ZM14 210H15V209H14ZM20 210H21V209H20ZM43 210H44V209H43ZM80 210H81V208H80ZM95 210H96V209H95ZM109 210H110V209H109ZM183 210H184V209H183ZM234 210H235V209H234ZM240 210H241V209H240ZM251 210H252V209H251ZM30 211L33 213V210H30ZM34 211H35V210H34ZM38 211H39V210H38ZM44 211H45V210H44ZM56 211H57V210H56ZM82 211H83V209H82ZM89 211H90V209H89ZM89 211H87L88 214H89ZM107 211H108V210H107ZM151 211H152V209H151ZM172 211H173V209H172ZM178 211H179V209H178ZM180 211H181V209H180ZM184 211H186V210H184ZM198 211H199V210H198ZM198 211H197V212H198ZM258 211H259V210H258ZM258 211H257V212H258ZM25 212H26V211H25ZM35 212H36V211H35ZM35 212H34L33 214L36 215ZM57 212H58V211H57ZM153 212H154V211H152V214H153ZM162 212H163V211H162ZM175 212H177V211H175ZM199 212H201V210H200ZM216 212H217V211H216ZM235 212H236V211H235ZM252 212H253V211H252ZM257 212H256V213H257ZM58 213H59V212H58ZM73 213H74V212H73ZM76 213H77V212H75V214H76ZM85 213H86V212H85ZM101 213H102V212H101ZM155 213H157V212H155ZM160 213H161V212H160ZM183 213H184V212H183ZM193 213H194V212H193ZM236 213H237V212H236ZM241 213H242V212H241ZM256 213H255V215H256ZM23 214H24V213H23ZM29 214H31V213H29ZM112 214H113V213H112ZM147 214H148V213H147ZM198 214H199V213H198ZM200 214H201V213H200ZM233 214H234V213H233ZM248 214H249V213H248ZM248 214H247V215H248ZM260 214H261V213H260ZM18 215H19V214H18ZM24 215H25V214H24ZM37 215H38V214H37ZM58 215H60V214H58ZM114 215H115V214H114ZM162 215H163V214H161V216H162ZM183 215L186 217L185 214H183ZM203 215H204V214H203ZM227 215H228V214H227ZM236 215H237V214H236ZM236 215H235V216H236ZM241 215H242V214H241ZM243 215H244V214H243ZM247 215H245V216H247ZM27 216H28V215H27V213H26V217H27ZM29 216H30V215H29ZM31 216H32V215H31ZM31 216H30V217H31ZM33 216H34V215H33ZM63 216H64V215H63ZM63 216H62V217H63ZM87 216H88V215H87ZM149 216H150V215H149ZM180 216H181V215H180ZM189 216H190V215H189ZM228 216H229V215H228ZM23 217H24V216H23ZM30 217H29V218H30ZM58 217H59V216H58ZM60 217H61V216H60ZM60 217H59V219H60ZM75 217H76V216H75ZM101 217H102V216H101ZM113 217H114V216H113ZM147 217H148V216H147ZM154 217H155V216H154ZM182 217H183V216H182ZM193 217H194V216H193ZM231 217H232V216H231ZM237 217H238V216H237ZM242 217H243V216H242ZM263 217H264V215H263ZM14 218H15V217H14ZM17 218H18V216H17ZM138 218H139V217H138ZM143 218H144V217H143ZM194 218H195V217H194ZM197 218H198V216H197ZM2 219H3V218H2ZM53 219H54V218H53ZM55 219H56V218H55ZM62 219H63V218H61V220H62ZM121 219H122V218H121ZM123 219H124V218H123ZM148 219H149V218H148ZM151 219H152V218H151ZM154 219H155V218H154ZM169 219H170V218H169ZM242 219H243V218H242ZM242 219H241V222H242ZM263 219H264V218H263ZM35 220H36V218H35ZM56 220H57V219H56ZM98 220H99V219H98ZM108 220H109V219H108ZM114 220H115V219H114ZM140 220H141V219H140ZM144 220H145V219H144ZM152 220H153V219H152ZM255 220H256V219H255ZM6 221H7V220H6ZM70 221H72V220H70ZM137 221H138V220H137ZM146 221H147V220H146ZM160 221H161V220H160ZM160 221H159V222H160ZM237 221H238V220H237ZM246 221H247V219H246ZM24 222H25V220H24ZM30 222H31V221H30ZM46 222H47V221H46ZM56 222H57V221H56ZM114 222H115V221H114ZM117 222H118V221H117ZM153 222H154V221H153ZM153 222H152V224H153ZM216 222H217V221H216ZM243 222H244V221H243ZM0 223H1V221H0ZM15 223H16V222H15ZM22 223H23V222H22ZM22 223H21V224H22ZM64 223H65V222H64ZM97 223H98V222H97ZM99 223H100V222H99ZM124 223H125V220H124ZM246 223H247V222H246ZM253 223H254V222H253ZM1 224H2V223H1ZM26 224H27V222H26ZM71 224H72V223H71ZM87 224H88V223H87ZM148 224H149V222H148ZM154 224H156V223H154ZM154 224H153V225H154ZM164 224H166V223H164ZM219 224H220V223H219ZM241 224H243V223H241ZM96 225H97V224H96ZM104 225H106V224H104ZM112 225H113V224H112ZM215 225H216V223H215ZM229 225H230V224H229ZM246 225H247V224H246ZM254 225L256 226V224H254ZM5 226H6V224H5ZM17 226H18V225H17ZM48 226H49V225H48ZM56 226H57V224H56ZM79 226H81V225H79ZM106 226H107V225H106ZM120 226H121V225H120ZM147 226H148V225H147ZM149 226H151V225H149ZM155 226H156V225H154V227H155ZM192 226H194V225L192 224ZM203 226H204V225H203ZM206 226H207V225H206ZM220 226H221V225H220ZM241 226H242V225H241ZM1 227H2V226H1ZM25 227H26V226H25V223H24V228H25ZM57 227H58V226H57ZM62 227H63V226H62ZM100 227H102V226H100ZM122 227H123V226H122ZM152 227H153V226H151V228H152ZM168 227H170V226H168ZM218 227H219V226H218ZM223 227H224V225H223ZM231 227H232V226H231ZM252 227H254V226H252ZM6 228H7V227H6ZM22 228H23V224H22ZM84 228H85V227H84ZM87 228H88V227H87ZM103 228H104V227H103ZM157 228H158V227H157ZM162 228H163V227H162ZM164 228H165V227H164ZM227 228H229V231H230V226H229V227L227 226ZM241 228H242V227H241ZM246 228H247V227H246ZM249 228H250V227H249ZM0 229H1V228H0ZM49 229H50V228H49ZM81 229H82V228H81ZM97 229H99V228H97ZM110 229H111V228H110ZM159 229H160V228H159ZM159 229H158V230H159ZM207 229H208V228H207ZM233 229H234V227H233ZM237 229H238V228H237ZM250 229H251V228H250ZM56 230H58V229L56 228ZM84 230H85V229H84ZM90 230H92V229H90ZM93 230L95 231V229H93ZM116 230H117V229H116ZM153 230H154V229H153ZM153 230H152V232H153ZM158 230H157V231H158ZM161 230H163V229H161ZM181 230H182V229H181ZM239 230H240V229H239ZM22 231H25V230H22ZM50 231H51V230H50ZM129 231H130V230H129ZM154 231H155V230H154ZM197 231H198V228H197ZM205 231H206V230H205ZM222 231H223V230H222ZM225 231H226V230H225ZM241 231H242V230H241ZM47 232H49V230H48ZM57 232H58V231H57ZM57 232H56V233H57ZM83 232H84V231H83ZM92 232H93V231H92ZM123 232H124V231H123ZM168 232H170V231H168ZM168 232H167V233H168ZM239 232H240V231H239ZM7 233H8V232H7ZM10 233H11V232H10ZM22 233H23V232H22ZM94 233H95V232H94ZM146 233H147V232H146ZM197 233H198V232H197ZM246 233H247V232H246ZM263 233H264V232H263ZM23 234H24V233H23ZM81 234H82V233H81ZM92 234H93V233H92ZM121 234H122V233H121ZM123 234H125V233H123ZM148 234H150V233H148ZM155 234H156V233H155ZM171 234H172V232H171ZM171 234H170V235H171ZM192 234H194V232H193ZM192 234H191V236H193ZM229 234H230V233H229ZM229 234H228V235H229ZM17 235H18V234H17ZM57 235H58V234H57ZM57 235H55V237H56ZM99 235H100V234H99ZM142 235H143V234H142ZM144 235H145V234H144ZM184 235H185V234H184ZM198 235H199V234H198ZM200 235H201V234H200ZM207 235H208V233H207ZM248 235H249V234H248ZM10 236H11V235H10ZM44 236H45V235H44ZM80 236H81V235H80ZM80 236H79V237H80ZM146 236H147V235H146ZM146 236H145V237H146ZM152 236H153V234H152ZM205 236H206V235H205ZM209 236H210V235H209ZM234 236H235V235H234ZM236 236H237V235H236ZM12 237H13V236H12ZM83 237H84V236H83ZM120 237H121V236H120ZM132 237H133V236H132ZM145 237H144V238H145ZM156 237H157V235H156ZM171 237H172V236H171ZM193 237H194V236H193ZM206 237H208V236H206ZM262 237H263V235H262ZM262 237H261V238H262ZM2 238H3V237H2ZM4 238H5V237H4ZM84 238H85V237H84ZM86 238L88 239L89 237H86ZM99 238H100V236H99ZM109 238H110V237H109ZM128 238H129V237H128ZM130 238H131V236H130ZM146 238H148V237H146ZM146 238H145V240H146ZM159 238H160V237H159ZM190 238H191V237H190ZM226 238H227V237H226ZM230 238H231V237L229 236V239H230ZM252 238H253V237H252ZM6 239H7V237H6ZM6 239H5V240H6ZM9 239H10V238H9ZM67 239H68V238H67ZM67 239H66V240H67ZM80 239H81V238H80ZM87 239H86V240H87ZM101 239H102V238H101ZM105 239H106V238H105ZM160 239H161V238H160ZM187 239H188V238H187ZM195 239H196V238H195ZM39 240H40V239H39ZM75 240H76V239H75ZM83 240H84V239H83ZM103 240H104V239H103ZM112 240H113V239H112ZM116 240H117V239H116ZM149 240H150V238H149ZM156 240H157V239H156ZM174 240H175V239H174ZM188 240H189V239H188ZM191 240H192V239H190V241H191ZM207 240H208V239H207ZM10 241H11V239H10ZM56 241H57V240H56ZM84 241H85V240H84ZM113 241H114V240H113ZM118 241H119V240H118ZM137 241H138V240H137ZM159 241H160V240H159ZM167 241H168V240H167ZM182 241H183V239H182ZM186 241H187V240H186ZM197 241H198V239H197ZM28 242H30V241H28ZM37 242H38V241H37ZM48 242H49V241H48ZM78 242H79V241H78ZM162 242H163V241H162ZM229 242H230V241H229ZM15 243L18 244V241H17V242L15 241ZM76 243H77V242H76ZM99 243H100V242H99ZM105 243H106V242H105ZM138 243H139V242H138ZM158 243H159V242H158ZM168 243H169V242H168ZM168 243H167V244H168ZM201 243H202V242H201ZM216 243H217V242H216ZM2 244H3V243H2ZM67 244H68V243H67ZM84 244H86V243H84ZM84 244H82V245H84ZM122 244H123V243H122ZM124 244H125V243H124ZM124 244H123V245H124ZM128 244H129V243H128ZM184 244H185V243H184ZM257 244L259 245L258 242H257ZM257 244H256V245H257ZM8 245H9V244H8ZM36 245H37V243H36ZM39 245H40V244H39ZM51 245H52V244H51ZM60 245H61V244H60ZM76 245H77V244H76ZM116 245H117V244H116ZM129 245H131V244H129ZM139 245H140V244H139ZM146 245H147V244H146ZM159 245H160V243H159ZM161 245H162V243H161ZM193 245H194V244H193ZM227 245H228V244H227ZM11 246H12V245H11ZM21 246H22V245H21ZM23 246H24V245H23ZM27 246H28V245H27ZM56 246H57V244H56ZM65 246H66V245H65ZM69 246H70V244H69ZM72 246H73V245H72ZM99 246H100V245H99ZM103 246H104V245H103ZM109 246H110V245H109ZM164 246H166V245H164ZM202 246H203V244H202ZM230 246H231V244H230ZM14 247H15V246H14ZM18 247H19V246H18ZM29 247H30V246H29ZM29 247H28V249H29ZM83 247H84V246H83ZM110 247H111V246H110ZM114 247H115V246H114ZM140 247H141V246H140ZM224 247H227V246L224 245ZM32 248H33V247H32ZM38 248H40V247H38ZM41 248H42V247H41ZM57 248H58V247H57ZM92 248H93V247H92ZM100 248H102V247H100ZM105 248H106V247H105ZM127 248H128V247H127ZM150 248H151V247H150ZM153 248H154V247H153ZM155 248H156V247H155ZM163 248H164V247H163ZM215 248H216V247H215ZM227 248H228V247H227ZM259 248H260V247H259ZM35 249H36V248H35ZM55 249H56V248H55ZM81 249H83V248H81ZM85 249H86V248H85ZM116 249H117V248H116ZM118 249H120V248H118ZM118 249H117V250H118ZM139 249H140V248H139ZM202 249H203V248H202ZM213 249H214V248H213ZM213 249H212V250H213ZM15 250H16V249H15ZM29 250H30V249H29ZM37 250H38V249H37ZM72 250H73V249H72ZM75 250H76V249H75ZM83 250H84V249H83ZM86 250H87V249H86ZM111 250H112V249H111ZM131 250H132V249H131ZM145 250H147L146 247H145ZM151 250H152V249H151ZM160 250H161V249H160ZM203 250H204V249H203ZM210 250H211V249H210ZM215 250H216V249H215ZM222 250H224V249H222ZM226 250H227V249H226ZM239 250H240V249H239ZM1 251H2V249H1ZM18 251H19V250H18ZM73 251H74V250H73ZM84 251H85V250H84ZM102 251H103V250H102ZM105 251H106V250H105ZM123 251H124V250H123ZM140 251H141V250H140ZM140 251H139V253H140ZM149 251H150V250H149ZM217 251H218V250H217ZM230 251H231V250H230ZM7 252H8V249H7ZM16 252H17V251H16ZM46 252H47V251H46ZM76 252H77V251H76ZM100 252H101V251H100ZM117 252H118V251H117ZM159 252H160V251H159ZM161 252H162V251H161ZM199 252H200V251H199ZM222 252H223V251H222ZM225 252H226V251H225ZM237 252H238V251H237ZM24 253H25V252H24ZM39 253H41V252H39ZM47 253H49V252H47ZM68 253H69V252H68ZM110 253H112V252L110 251ZM119 253H120V252H119ZM149 253H150V252H149ZM151 253H152V252H151ZM153 253L155 254L156 252H153ZM196 253H197V252H196ZM215 253H217V252H215ZM215 253H214V254H215ZM227 253H230V252H227ZM238 253H240V252H238ZM17 254H18V253H17ZM26 254H27V252H26ZM37 254H38V253H37ZM103 254H104V252H103ZM127 254H128V253H127ZM200 254H201V253H200ZM217 254H218V253H217ZM223 254H224V253H223ZM8 255H9V254H8ZM21 255H22V254H21ZM68 255H69V254H68ZM70 255H71V254H70ZM82 255H83V254H82ZM82 255H81V256H82ZM85 255H86V254H85ZM94 255H95V254H94ZM98 255H99V254H98ZM122 255H123V253H122ZM124 255H126V253H125ZM150 255H151V254H150ZM156 255H157V254H156ZM212 255H213V254H212ZM228 255H229V254H228ZM3 256H4V254H3ZM3 256H2L1 258H3ZM56 256H57V255H56ZM106 256H107V254H106ZM106 256H105V257H106ZM137 256H139V255H137ZM202 256H203V255H202ZM236 256H237V255H236ZM101 257H103V256L101 255ZM105 257H104V258H105ZM113 257H114V256H112V258H113ZM119 257H120V256H119ZM127 257H128V256H127ZM148 257H149V256H148ZM152 257H153V256H152ZM158 257H160V256H158ZM158 257H154V258H157V260H158ZM199 257H200V256H199ZM219 257H220V256H219ZM223 257H224V256H223ZM228 257H229V256H228ZM240 257H241V256H240ZM258 257H259V256H258ZM6 258H7V256H6ZM41 258H42V257H41ZM45 258H46V257H45ZM50 258H51V257H50ZM61 258H63V256H62ZM66 258H67V256H66ZM68 258H69V257H68ZM72 258H74V257H72ZM78 258H79V256H78ZM92 258H93V257H92ZM96 258H97V257H96ZM96 258H94V259H96ZM104 258H103V259L100 258V259H101V260H104ZM261 258H262V257H261ZM38 259H39V258H38ZM46 259H47V258H46ZM56 259H57V258H56ZM56 259H55V260H56ZM70 259H71V258H70ZM79 259H80V258H79ZM82 259H85V258H82ZM108 259H109V258H108ZM118 259H119V258H118ZM123 259H124V258H123ZM127 259H128V258H127ZM149 259H150V258H149ZM199 259H200V258H199ZM214 259H215V257H214ZM220 259H221V258H220ZM220 259H219V260H220ZM239 259H240V258H239ZM252 259H253V258H252ZM255 259L257 260V258H255ZM2 260H3V259H2ZM43 260H44V259H43ZM52 260H53V259H52ZM55 260H53V261L55 262ZM63 260H64V258H63ZM68 260H69V259H68ZM74 260H75V259H74ZM76 260H77V259H76ZM116 260H117V259H116ZM129 260H130V259H129ZM161 260H163V259H161ZM188 260H189V259H188ZM204 260H205V259H204ZM216 260H217V258H216ZM222 260H223V259H222ZM261 260H262V259H261ZM35 261H36V260H35ZM49 261H50V260H49ZM59 261H60V260H59ZM86 261H87V259L85 260V262H86ZM92 261H93V260H92ZM110 261H113V260L111 259ZM119 261H120V259H119ZM125 261H126V260H125ZM131 261H132V260H131ZM140 261H141V260H140ZM153 261H154V260H153ZM159 261H160V260H159ZM235 261H236V260H235ZM263 261H264V260H263ZM67 262H68V261H67ZM73 262H74V261H73ZM73 262H72V263H73ZM83 262H84V261H83ZM100 262H101V261H100ZM164 262H165V261H164ZM216 262H217V261H216ZM218 262H219V261H218ZM218 262H217V263H218ZM228 262H229V261H228ZM230 262H231V261H230ZM232 262H233V261H232ZM37 263H39V261H38ZM46 263H47V262H46ZM58 263L62 264L61 262H58ZM58 263H57V264H58ZM65 263H66V262H65ZM87 263H88V262H87ZM101 263H102V262H101ZM130 263L133 264V262H130ZM130 263H129V264H130ZM141 263H142V262H141ZM149 263H150V262H149ZM151 263H152V262H151ZM151 263H150V264H151ZM165 263H166V262H165ZM195 263H196V262H195ZM207 263H208V262H207ZM209 263H210V262H209ZM214 263H215V262H214ZM220 263H221V262H220ZM251 263H252V262H251ZM256 263H257V262H256ZM261 263H262V262H261ZM48 264H49V263H48ZM66 264H67V263H66ZM78 264H79V263H78ZM89 264H90V263H89ZM117 264H118V262H117ZM144 264H145V263H144ZM174 264H175V263H174ZM210 264H211V263H210ZM227 264H228V263H227ZM231 264H233V263H231ZM242 264H243V263H242ZM254 264H255V263H254Z\"/></svg>",
  "mask_w": 264,
  "mask_h": 264
}]
</instances>
